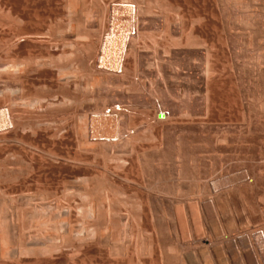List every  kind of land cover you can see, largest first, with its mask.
<instances>
[{
	"label": "rangeland",
	"instance_id": "1",
	"mask_svg": "<svg viewBox=\"0 0 264 264\" xmlns=\"http://www.w3.org/2000/svg\"><path fill=\"white\" fill-rule=\"evenodd\" d=\"M71 1L72 0H0V33L1 32L7 33V30L10 33L13 28H14L13 29L14 31H15V29L17 31V29L19 30L23 26L26 27V25H23L22 23H24V24L27 23V25L29 23L28 27H30V28H27V27L26 28L29 29V31H31V33L37 34L39 32L40 35L43 34L41 37L31 36V38L33 39V41L37 45L42 46L43 57H45L46 59H48V61H50L52 59V57L56 54V55L62 57V59H64L63 53H67L68 56H70L72 58H77V60L79 59L78 61L75 60L76 62L75 61L74 62H75V64H78L76 66H78L77 68L80 69L79 74L81 76H83V78H84V79L78 78V86H77L78 89L77 88H76L77 90L72 89L75 91V93L73 91H70V98L68 99V101L66 103H64L65 107L63 106V103H61L62 105L58 104L60 106L57 105L56 107L55 106H51V107L43 106V108H41V109L39 108V110L36 109L37 111L36 110L33 111V109H30L31 114L28 112L29 110L26 111V113H28L27 114L28 120H26V121H28L29 125H31L29 127L30 129L23 131L21 128H17V125H15L16 120L14 118L11 119L13 121L12 122L13 125H10V127H8L9 128L8 130L12 131L13 130L12 127L15 125L14 133H10L6 128L0 129V134H1L0 135V141H3L4 140L3 138L8 137V139H6V142H5V140L2 143L0 142V148L1 147L4 148L5 146L6 147L8 146V148L7 149L5 148V152L3 151L4 149L2 148V151H0V152H2L3 155L6 153L4 156H6L9 159V161L14 163L16 168L18 165V169L15 168V179L13 180V183L15 184L17 189L20 186V184H17V183H22V180H24L25 177L27 176L26 177L27 181H28L27 188L29 189V192L31 191L30 194L32 195V196L30 195L31 196L30 202H32V203L29 202L28 206L31 204L30 208L33 210V213H31V215L29 214L31 211L30 208H27L30 210V211H27L26 209L24 210V208L20 207V205H19L20 203L18 204L19 200L16 199L17 198L16 196H15L16 197L15 198L12 195V197H13L12 199L15 198L14 200H17V201H15V202H17L16 204H15L14 200L11 201L10 197H8L9 202H7L8 198L5 197V194L9 191L7 189H5L6 193H5V191H3L5 194H2L3 192H0V195H3V197H4L3 199L5 200V202H4V200L2 198H0V200H1L0 203L3 200L2 204H3L4 208H9V207H5L7 205V203H9V205L12 204L13 206L12 207L10 206L12 208V210H11V208L9 210H11V212L14 211L15 209H16L15 210L16 212L19 211L20 213L19 212L18 213L20 214V218L22 220L17 219V217L19 218V216H18L19 214H17L16 212L10 213V211H8V210L5 211L6 209L4 210V208L2 207L1 204H0L1 205L0 207H2V211L5 212L4 214L9 215V216L6 215L7 217H9L8 218L9 220H10V218H12L13 220H14V218H16L14 220V224H15V227L18 226L19 229H16L17 232L16 231L15 232L17 235L16 234L15 235L17 236L16 239H18L19 242L20 241L22 242L23 240H21L18 237H21L23 235V233L28 232L29 235L31 236L30 237L31 238L30 239L31 240V242H30L31 243V246H30L31 249H32V247L34 248V246H37V245H38L37 247H39V248H37V247H35V248L38 250H40V247H41V249L45 248L47 250L50 248H52V249L56 248V250H54V251L52 249H50V250H52L51 254H49V252H47V253L42 252L40 254L41 251H38L39 255H36L38 253H36L37 250L34 248L36 251L35 250L34 251L32 250V251L35 253V255L31 251V252H29V255L27 254L28 258H26L27 256H25V255L19 256L20 258L17 256L15 259V263H13V264H16L17 262H18V264H20L22 262L24 264H97V262H98V264H104V263L105 264H107V263L111 264V262L109 263L108 260L110 258L113 259L115 257H113L114 256L113 253H112L113 255L111 257L109 250L110 249L115 250V248L117 249L118 246L120 248V246L122 244H123L122 245L123 247L121 246L120 250L125 251V253L127 252L129 254L128 256H127V253L125 254L126 258L122 254L123 258H120L121 259L120 262H123V259H124V261H125L124 264H138V263L143 264V260H145L144 261L145 264H151V263L152 264H181L180 263L181 253L185 254L184 251L188 252L190 249L191 250L194 249L195 246L192 244V242H189V241H187L189 244L188 246H187V243H183L184 246L182 243H180L179 238H180L181 234L179 232L180 231L179 224H178L179 220H178V214L176 212L178 211V208L179 209L181 208L180 209L182 211L181 213H183L182 214L183 223L186 226L185 236L188 237V239L193 237L192 235L194 233V223H193V218H192L193 215L191 212L192 210H190V208H191V205L193 204V202H195L197 200L196 198L198 196H197L196 191L198 190V192H199L198 195L199 194L203 195L201 193L203 192L202 187H203V184L205 182L203 179H202L203 180V182H202V180H199V178L200 177L205 178V176L207 178V175L210 176L212 174L211 176H215L217 174L223 173V174L218 175L217 178L226 179L229 175H231L233 173V171H237V172L239 171V172H242L244 174H248V176H249V174L251 175V173H253V171H254L256 174L253 173V176L251 175L249 177H254V174H255V176H257L258 179H261V177H262V179H264V176H263L264 175V107H263L264 106V30L262 27V26H264V3H263L264 0H253L254 2L256 1L255 3L254 2L252 3L251 0L250 1L249 0H241V1L240 0H85V1H87V3L85 1L81 0L83 2L82 3L79 0L81 9L85 8L84 9V11H85L86 8H88L85 11L86 14L83 11L82 15H84V18L81 14H79V16H81V18L78 17V14L76 16L68 14V13H70ZM109 1H112V3ZM84 2L87 6L84 5L82 8L81 6H82V4H84ZM236 2H237V4H236ZM102 3H104V4H102ZM108 3H111L115 8H117L119 10V14H117L115 16H105L106 15L105 10L107 8V7H105V5L106 6L111 5ZM242 3H243V6H242ZM239 4L242 6V9H241V6ZM101 6H102L103 10L101 9ZM144 6H145V8H144ZM256 7L259 8L258 11L255 10ZM52 8H53V10H52ZM89 8L91 10L90 11L91 14L89 13ZM247 8L250 9L252 12L250 10L247 11L248 10ZM93 9H94V11H93ZM243 9H244V11H242ZM95 10H97V11L102 10V12H98L99 14L101 13V15L96 13L97 11L95 12ZM92 11L95 13H93ZM104 11H105V14H104ZM143 11H145V12H143ZM57 12H59V13H57ZM55 13H57L58 15ZM87 13L89 14V16H93L94 14H98V15H96L97 19L95 18L96 17L95 15L93 16V21H94V19H95V21L97 20L96 23H95V21L94 22L92 21L93 23L89 22V25H93L94 28H91L93 26L88 25V20H89V18L92 20V17H89ZM102 13L104 14V17L102 15ZM12 15H14V17H17V19L16 18L15 19L18 20V23H19V21L21 22L20 24L22 25V27L20 24L17 23V21L14 19V17ZM148 15L151 17H154V19L148 17ZM242 15H244V16H242ZM86 16H88V17H86ZM98 16H102L103 18L100 17V19H99ZM245 16H246V18H245ZM12 17L16 22L12 21ZM22 18L25 20H23ZM86 18H87V20H86ZM139 18H140V20H139ZM148 18H149L150 23H148L149 22ZM81 19L83 22L82 24L80 22ZM144 20L145 21L147 20L146 22L149 24V25L147 23H146L147 25L144 24L145 28H144V26H142V24L145 22ZM238 20H240V21H238ZM69 21H71V23H69ZM85 21H87V22L84 23ZM136 22H138V27L140 28L141 33L145 32L148 34V35H146L145 33H143L144 35L142 34V37L144 36V37H147V38L150 37V38H149V41H145V39L147 40V38L143 37L144 39H141V40H143V43L147 42L146 48H145L146 44H144V47L142 45L143 43L139 44V43H141V40H140L138 43L139 45L137 46L138 52L136 51V53H134L135 51L133 50V46L135 44L136 37H137ZM154 22H155V24H154ZM9 23H11L14 26L10 25ZM139 23L140 24L142 23V24L140 25ZM6 24L10 25V26H7ZM15 24H17V28H16ZM243 24H245V25H243ZM5 25L8 27V29H6ZM18 25H20V26H18ZM85 25H86V28H85ZM252 25H256V26H254L252 28ZM140 26L142 27V29ZM149 26H150V28H149ZM151 26L153 29L151 28ZM4 27H5V30L3 29ZM87 27L89 29H87ZM249 27H250V29H249ZM9 29H10V31H9ZM31 29L33 30V32ZM255 29H257V30H255ZM153 30H155V31H153ZM14 31L12 33L16 32V31L15 32ZM146 31H148V32H146ZM255 31L258 33H256ZM128 32L132 33L131 38H130L131 34ZM12 33H10V34H12ZM249 35H251V36H249ZM253 35H255V36H253ZM251 37H253V38L251 39ZM151 38H153L154 40ZM250 40H251V42H250ZM140 45H141V47H139ZM150 45H152V46H150ZM148 48H149V50L151 49L153 53L151 52V50L148 51ZM145 49L147 50V52L145 51ZM241 49H242V51H241ZM30 50L35 51L36 49H30ZM142 50L144 51V53ZM38 51L39 50H36L35 52L39 53ZM74 51H78L76 53V55H74ZM85 51L88 52V54ZM180 51H181V53H180ZM133 53H134V56H133ZM142 53H143V55L145 54L148 57H146L144 55L146 57V59H145V57L141 56ZM135 54H136V56H135ZM152 54H153V57H152ZM84 55H85V58L87 59L86 61H87V65H88L86 67V69L88 71L87 73L85 70L82 69L83 66L80 63V59H82V57ZM134 57L136 59H138L137 63H135V60L133 62V59H135ZM140 57H142V58L140 59ZM150 57H152L154 59L156 58L155 61L153 59L151 60ZM2 58L3 57L0 58V61ZM159 58H161V59H159ZM61 60H60V62H62L61 63L62 65L66 64L69 61V59H68V61H64V62H63V60L62 61ZM65 60H66V58H65ZM147 61L148 62L150 61V62L148 63ZM44 62L47 63L46 61H44ZM145 62H147L146 63L147 65L149 64L148 66H152V68H151L152 70L149 69L150 67L148 68V66L145 64ZM134 63H135V66H133ZM155 63H157V64H155ZM159 63H160V66H159ZM129 65H132V66H130L128 68ZM138 66H139V68H138ZM181 66H182L181 70H183V69L184 70L183 71L180 70L181 74H179L180 71H178V69H180ZM249 66H250V68H249ZM134 67H135V69L136 68L137 69L135 70ZM156 67H157V69H156ZM177 67H178V69L176 70ZM125 68L130 70L129 76H130L132 82L134 81L132 84L134 85L137 82L138 83L134 86L132 85L134 88L130 84H128L130 87H132V89H128L129 86H127V84H126V86H125V84H123L124 87H127V90L123 87V85L121 83H120V86L117 83V85L119 87L122 86L124 88V90H123V88H119V89H122V90H119L117 88L118 86L116 87V82H112L110 80H114L116 77H124V74L122 73V69H125ZM147 68L149 69V72H148ZM187 68L188 69L190 68L188 73L186 72V74H188L187 75L188 79H186L185 73H184L185 76L182 74V72H185V69H186V71L188 70ZM139 69H141V70L144 69L143 71H141L142 73L143 72L146 73V74L143 73L145 76L142 75V76H144V78L142 76L140 77L141 72ZM133 70L136 71V74L134 73ZM44 72L43 71H35L34 75L29 76L31 78H29L28 80L31 81V79H32V81L28 82V80H27V84L30 83V84H28L30 86H28L26 83H23V84H26V86L23 85V90H22V88L20 89L19 95H22L21 97L25 96L24 99H27L26 96H28L30 93H31L30 96L32 95V97L40 96V95H45V96L57 95L60 99H62V97L66 94V91H65L66 88H64L63 86L57 87L55 85V83H54V85H51L52 82L57 81V78H54L53 79L54 81L49 79L51 77L48 76V74H47L48 71H46L45 76H47L49 78H47V77L44 78L43 77ZM56 72L61 74V73L66 72V71L62 68H58ZM176 72L178 74H176ZM189 72H191V73H189ZM195 72H197V73H195ZM83 73H86V74L84 75ZM194 73L196 75L197 74L198 75L196 76V75H194ZM138 75H139V77H138ZM173 75H176V76L174 77ZM178 75H180V77L183 75V77H185V78L183 79L181 77L182 78V80H181V78H179ZM105 77H108L110 79L109 81L112 84L109 83V81H108L109 85H106L107 81L104 82ZM189 77H190V80H189ZM7 78L5 79V80H7L6 83L9 81L8 80L9 78L8 79ZM43 78L45 80H43ZM59 78H62V76H60ZM96 78H97V80H96ZM196 79H198V80H196ZM46 80L48 82H46ZM98 80L99 81L102 80V82H104L105 84L104 83L100 84L102 82H99V84H98ZM43 81L45 82V84ZM94 81H95V85H93ZM139 81H141V83L144 82L143 86L146 85V88L139 87L138 84L139 85L141 84ZM10 82L11 81H9V83ZM41 83H43V85ZM86 83H89V84H86ZM2 84H0V86H1L0 88H2V86H3ZM7 84H4V85L6 86ZM31 84H32V86L34 84V86L31 87ZM39 84L42 85V87ZM49 84H50V86H48ZM150 84H152L153 86L152 85L150 86ZM216 84H220L221 86L220 85L217 86ZM89 85L92 86L93 89L91 87H89ZM114 85H115V87H114ZM45 86H46V88H45ZM83 86H85L86 88L84 87V89H82ZM135 86H136V88L138 87L137 88L138 91L135 89ZM140 86H142V84ZM163 86H164V88H165V86H167V87L164 89ZM178 86L180 87L179 89H178ZM29 87H31V88H29ZM49 87H52V89ZM98 87H100V88H98ZM150 87H153L152 89L154 91L152 89H150ZM154 87H155V89H154ZM196 87L198 88V90L199 89L201 90L202 88H203V90H201V92H200L196 89ZM216 87H219V90ZM55 88H56V90H55ZM176 88L180 91H178ZM205 88L207 90L208 89L211 90V91L208 90L209 95L206 93ZM222 88H223V90H222L223 94H221V91H220V89H222ZM2 89H0V91H2ZM86 89H87V91H86ZM100 89H101V91H100ZM166 89L168 90V93L166 92ZM172 89H173V91H172ZM21 90L23 92L25 91L26 95L24 94L25 92L24 93L22 92V94H21ZM89 90L91 93L89 92ZM4 91L6 93H3V91H2V93H0V97H1L0 102L1 103L5 99L7 100V98H6L7 95H5V94H7L8 91H6V90H4ZM12 91L9 90V92H8L10 95V96L8 95L10 99L15 96V93ZM27 91L29 94H27ZM121 91H123L122 93L125 95V97H126V95H128V97L125 98L124 95H122L123 97H121L122 93L118 94V92H121ZM148 91H150V94ZM152 91L154 94L151 93ZM170 91H172L171 93L173 96H170L171 95ZM187 91H189V93H187ZM224 91L229 93L230 96H228V94ZM103 92H104V94H103ZM177 92H179V93H177ZM182 92H185L184 93L185 95H189V96L195 95L196 97L191 96L194 99L191 102L190 101L191 97H189V96L184 97V94H181ZM190 92H196V94H194V93L190 94ZM211 92L213 94H215L214 99H213V95H211ZM133 93H136V94H134V96H133L132 95ZM138 93H139V96H138ZM174 93H175V97L178 96L176 98L177 102H176V99L174 100V98H175ZM197 93H199V94H197ZM143 94H144V96H150L152 94V96L154 95L153 96L154 98L152 97L150 99V97H151L150 96L149 100H148V97H144ZM147 94H149V95H147ZM205 94H207V96H209L208 99L205 98L206 97ZM225 94H227V95H225ZM136 95H137V97H136ZM179 95L181 97H179ZM197 95H200V96H197ZM202 95H203V97H201ZM222 95H224V96L222 97ZM3 96H5L4 97L5 99L2 98ZM11 96H13V97H11ZM30 96H28V98ZM138 97L139 98L142 97V98H140V100H139ZM169 97H173L172 98L173 101ZM182 97H184L183 99H186L188 101L186 102L185 100L182 99ZM111 98L113 99V101L111 100ZM114 98H116V99H114ZM130 98H132L133 100H131ZM136 98H137L138 102H136V100H134ZM145 98H147L146 101H148V102L150 100H151V102L156 100L159 102V104L157 103V107H156V106H154L153 102H152L153 105L151 104V102H149V103L145 102ZM156 98L159 100L161 99V103ZM106 99H107V101H106ZM142 99H144V100H142ZM164 99L166 100V102H164L165 104L162 103L163 101H165ZM167 99L172 103L169 104L170 102ZM195 99H197V100H195ZM203 99H204V101H203ZM209 99H212V100H210V102L209 101L207 102V100H209ZM200 100L202 102H200ZM178 101L181 103L180 105H177L179 103ZM198 101L201 105L198 103ZM205 101H206V103H204V105H203V102H205ZM6 102H8V101H6ZM67 103L69 104V106H67L68 105ZM142 103L144 106L141 105ZM167 103L170 105V107L173 108V109L171 108L172 110L175 109L174 112L171 111V109ZM182 103L185 105H183ZM215 103H218V105H216ZM2 104H4V102ZM161 104H162V106H161ZM206 104H207V106L209 105L208 106L209 108H207ZM219 104H221V105L219 106ZM235 104H237L238 108L235 107ZM88 106H89V108H88ZM104 106H105V108H104ZM115 106H116V108L118 107V108L124 109L123 110L124 113L123 112L122 113L126 116V120H127L126 122L128 124V130H130V132H132L131 133L132 136L134 135L133 136L134 141L131 140L130 146H129V149L130 148L131 149L129 150L128 148H125L124 149L125 151H123V149H119V151L118 150L112 151V149H111L112 152L110 151V153L107 154L108 149H106L107 151L103 150L104 152H106V153H104L103 151H101L102 148L104 149V147H102V146H98L101 148H98L97 146H93L92 147L93 149L92 148L87 149V147L85 149H84V147L81 148V146H79V144H77L76 135H75L76 129H74V126L79 125V123L81 122L79 118H81V116H82V118H84V121L85 120H87L86 122L89 121L88 129H89L90 134H92L94 126H92L93 123L90 120H91L92 116L94 114H96V111L98 110L97 111V114H98V113H100V111L103 112L102 110H105V109H108V111H109V110H111L112 107H114V109H116ZM159 106H161V108L166 107L167 109L166 110L164 109L163 111L170 114L171 116L176 114L175 116L177 118H175V116H173V120L175 119V121L170 119L172 117L169 115V121L167 123H163V124H166L167 127L165 125L161 124L157 119V115H155V114L160 113ZM195 106H196V108H195ZM197 106L199 109H197ZM168 107H169V109H168ZM157 108H159L158 109L159 112L157 111ZM201 108L205 110V111L204 110L202 111V113H204V114L200 113L202 110ZM125 109H127V110H125ZM146 109H148V111ZM181 109H185V111L181 110ZM186 109H188L189 111L187 110V112H186ZM216 109L219 110L218 113H216L217 112ZM240 110H241V112H240ZM127 111H128V113H127ZM155 111H156V113H155ZM177 111H179V112L177 113ZM190 111L192 114H190ZM195 111H197V113ZM207 111H208V114H207ZM89 112H90V114H89ZM82 113L84 114V116L86 114L87 115L84 117ZM195 114H196V116H195ZM205 114L208 116H206ZM177 115H182V116L180 117ZM185 115H187V116L185 117ZM197 115H199V116L197 117ZM242 116L244 119L242 118ZM145 117L148 119H146ZM193 117H195V118L192 119ZM50 118H51V120H50ZM82 118H81V120H82ZM129 118H131V120L134 119L135 121L133 120V122H132V121H130ZM186 118L187 119L189 118L188 121H191V123L190 122L187 123L188 121ZM151 119L152 120L156 119L158 122L156 120H153L156 123L152 124ZM178 119H180L182 122L184 120L186 124L184 122L182 123ZM198 119L201 121H199ZM76 120L79 122H77ZM170 120L172 122H170ZM194 120L195 121L198 120V121L195 122ZM147 121L150 122L151 124L149 125V123H147ZM206 121H209V122L207 123ZM6 122H7V119H6V116L4 115V111H1L0 125L4 126L6 124ZM52 122H54V123H52ZM131 122H132V124H131ZM202 122H203V124H202ZM210 122H211V124H210ZM134 123H135V126H133ZM146 123L148 124L147 126H146ZM180 123H182L181 124L182 126L180 125ZM167 124H170V125H167ZM177 124H179V125H177ZM151 125H153L152 126L153 128L151 127ZM173 125L176 126L177 128L173 127ZM189 125L191 126V128ZM194 125H196V128ZM198 125H200V126H198ZM216 125H217V127H216ZM139 126H140V128H139ZM141 126L143 129H141ZM148 126H149V128H148ZM168 126H170V127H168ZM179 126L181 127V129ZM183 126H185L186 128ZM150 127L152 129H150ZM209 127L211 128L212 132L209 129ZM218 127H220V128H218ZM10 128H11V130H10ZM110 128H112V127L109 125L108 129H110ZM135 128H137V130ZM167 128H169V129L167 130ZM171 128H173V129L171 130ZM174 128H175V130H174ZM184 128L187 131H184ZM63 129H66V130L63 131ZM197 129H199L197 131L198 134H200L202 131H204L205 134H204V132H202L203 135L200 134V137H199L198 134L196 133ZM201 129H202V131H201ZM218 129H220V130H218ZM165 130H167V132ZM170 130L176 131V132H174L176 134H174ZM4 131H7L6 132L7 134L9 133L8 136H7V134H5ZM21 131H23L22 134H21ZM158 131H159V133H158ZM192 131L194 134L192 133ZM215 131H217V132H215ZM249 131H251V132H249ZM15 132H16V134H15ZM17 132H20V133H17ZM60 132H61V134H60ZM2 133L4 135H2ZM100 133L101 132H98L95 130V134H97L99 137L104 135L103 133H102V135ZM160 133H162V134H160ZM166 133H169V134H166ZM208 133L210 136L212 134H213L212 136L215 135L216 137L215 136L214 137L217 141L214 140V137H212L213 138L212 139L208 135ZM220 134H221V137H220ZM224 134H226V135H224ZM13 135H15V136H13ZM21 135L24 136V138L21 137ZM159 135H162V136H159ZM165 135L169 139H167V137ZM172 135H173V137H172ZM201 135H202V137H201ZM227 135L230 137H228ZM69 136H71L72 138ZM158 136H159V138H158ZM170 136L172 137V139ZM203 136L205 137V140H204ZM243 136H245V138ZM247 136L253 138L254 140L252 139V142H254V143H251V138L248 139ZM17 137H19L22 140H20ZM177 137L179 139V143L182 145L177 143L178 142ZM191 137H192V140H190L191 145H189L190 144L189 139H191ZM195 137L196 138L198 137V138L196 139ZM206 137H209L210 139H212V141ZM222 137L224 138L223 139L224 141L221 139ZM232 137H234V138H232ZM9 138H10V140H9ZM12 138H15V139H12ZM199 138H201V139H199ZM218 139L221 140V142H220L221 144L218 143L219 142ZM236 139H238L240 144ZM241 139L244 142L243 141L241 142ZM245 139H247V140H245ZM13 140L14 141L16 140V141L12 142ZM161 140H162V142H161ZM170 140H172L173 145H172V142L170 143ZM174 140H177V141H174ZM180 140L181 141L187 140L186 141L187 143L185 144L184 141L181 142ZM7 141L10 143H7ZM164 141H165V143H163ZM195 141H197L198 143ZM230 141L233 142V147L230 146L229 143H231V145H232V142H230ZM236 141L238 143H236ZM245 141H247V142L250 141L248 144L250 145V147H252V146L253 147L250 148L249 145L246 144L247 142L245 143ZM135 142H137V144H136L137 147H139V144L142 146H140L139 148L135 147ZM157 142L159 143V145ZM207 142L210 144H208ZM212 142H214V143L212 144ZM226 142H227V144H226ZM11 143L13 145L15 144L16 146L15 145H14L15 147L13 145L11 146ZM199 143H201V144H199ZM215 143H217V145ZM132 144H134V145H132ZM162 144H164V145L161 146ZM176 144H179V145H176ZM183 144H185V146H183ZM202 144L204 146H206L208 144L207 145L208 147L210 145V148L212 147L211 148L212 150H210V148H208L207 146L204 147ZM218 144L220 146H222L221 150H218V149H220V148H218V147H220ZM235 144H237V145H235ZM242 144H244V145H242ZM151 145H152V147L155 146V148L153 149L151 147ZM171 145H172V147H171ZM186 145H188V146H186ZM193 145L196 146L195 149H193L195 147ZM200 145L204 148L202 149V147ZM214 145L218 146V147H215ZM241 145H242V147H245V145H247L245 147L247 149L246 152H245L246 149L243 150ZM144 146H146V147H144ZM156 146H160V147H156ZM225 146H227V147H225ZM228 146H229L230 150H229ZM238 146H240L241 148H238ZM11 147H13V148H11ZM94 147L95 148L97 147V148L95 149ZM150 147H151V149H150ZM247 147H249L250 150ZM10 148L15 150V151L13 152V150H11ZM146 148H147V150H146ZM157 148L159 151L162 150L161 152H163V154L159 151H156ZM181 148L185 152H187V153H184L187 155V158H186V162H187L186 164L187 165H185V167H184L185 169L183 168L182 169L183 171L181 170V172H183V174L188 173L189 175L188 174L183 175L182 173H181L182 174L181 175V174H179L180 172L177 173L178 169L176 167H174L176 164L175 163L176 161H174V158L178 157L179 154L183 151V150H181ZM200 148H201V150H200ZM234 148H235V150H234ZM236 148H238V149H236ZM8 149L11 150L14 154H12L11 151H8ZM126 149H127V151H126ZM135 149H136V151H135ZM143 149H145L146 152H144ZM6 150H7V152H6ZM16 150H18V151H16ZM137 150L139 152H137ZM99 153H101V154L99 155ZM157 153L159 155L162 154V157H160L159 155L157 156ZM15 154H17V155H15ZM23 154H25V159H24ZM102 154H103V156H102ZM13 155H15L16 158ZM26 157H27V159H26ZM58 157H60V158H58ZM157 157L158 158L160 157L161 159H158ZM18 158L21 160H18ZM11 159H14V160L12 161ZM217 159L219 161L221 160L220 161L221 165L219 164V161ZM227 159L229 161H226ZM230 159H235V160H231L232 162L235 161V163L234 162L231 163ZM236 159H237V162H236ZM67 160H68V162H67ZM213 160H215L214 161L215 163L213 162ZM247 160L251 164L250 167L248 165L249 163L247 162ZM29 161H30V163H29ZM103 161H105V162H103ZM223 162H225V163H223ZM65 163H67V164H65ZM173 163H175V164L173 165ZM213 163L215 165L219 166V168L217 166H216L217 168L214 166L215 167V169H214V167L212 166ZM28 165H30L31 167L29 168ZM227 165H230V167ZM26 166H27V168H26ZM131 166L133 167V170L132 169L130 170ZM134 166L136 168H134ZM186 166H187V168H186ZM0 167H2V168H0L1 176H3V178H4V173H5L4 169L5 168L3 166H1V162H0ZM21 167L22 168L24 167L25 169L24 168L22 169ZM122 167H123V170H122ZM254 167L257 171L255 169L254 170L251 169ZM127 168L130 170V172H127V171H129ZM229 168H231V169H229ZM241 168L243 169L242 171H241ZM169 169H170V171H169ZM213 169H214V171L218 170V172H219V169H221V170L219 173L217 172V174H215L214 171L212 172ZM225 169L226 170L229 169V170H227L229 172L227 173V171H225ZM134 170H136V171H134ZM260 170L263 174H261ZM131 171H133V173ZM249 171H251V173H249ZM103 172L104 173L106 172V175H104ZM258 172H260V173H258ZM27 173H30V174H28V175H30V177L27 175ZM125 173H127L128 175ZM257 173L259 174V177H258ZM131 174H133V175H131ZM260 174L262 175L261 177H260ZM112 175H116V176H112ZM119 175H121V177ZM124 175L125 176L127 175L131 179V181L134 179L133 182L131 183V181L128 178L129 183L126 182V184H125V180L127 177H125ZM171 175H175V177L171 176ZM179 175H181V178H182V176H185L186 179L184 178V181H183V178H182L181 179L182 181H181ZM123 176L125 178H123ZM86 177H87V179H86ZM117 177L119 179H117ZM3 178H2V180H5ZM28 178H29V180H28ZM103 178H105L104 180H106V178H107V180H106L107 183H105ZM176 178H179V180L175 181ZM215 178H216V176H215ZM114 179H115V181H113ZM121 179H123L124 181ZM0 180H1V178H0ZM108 180H111L113 183L111 181H108ZM19 181H21V182H19ZM134 181H135V184H134ZM136 181H138V182H136ZM99 182H100V184H99ZM178 182H179V184H178ZM114 183L116 184L117 187H115ZM137 183H139V186H135V185H137ZM2 184L5 185L4 182H2ZM6 184H9V182H6ZM129 184H132V185H129ZM183 184L186 185V187H187L184 189L185 191L183 190V192H186V191H187V193L190 192L189 196L188 195L184 196V194L182 195L183 192L180 188H181V185H183ZM142 185H144V186H142ZM147 185H148V187L151 186L152 188H154L157 185L153 191H155V190L158 191L159 189H161L160 191L164 190L163 192H165L167 194L168 193L172 194L171 190H169V192H168L167 190L163 189L164 186L166 187V189L167 188L172 189L173 194L175 195L174 192H176V194L179 196L175 195L176 196V198H175V196L173 194H172L173 197H171L172 195H170V199H169V201L171 200L170 202H172L174 200L173 201L174 203L176 201H177L176 203H178L180 200L183 203H185L186 201L187 202L189 201V203H190V201H191L192 204L191 203L189 204L186 202L185 204H187V205L184 204V206L183 205L180 206L181 204H179V207L178 206L175 207L174 206L175 204L171 203V204H173L172 205L173 209L171 208V210H170L169 208L171 206H169V205H171V204L167 200L168 198H166V200H164L163 202L159 201L160 198L158 199V195H159L158 193L160 191L159 192L155 191L154 193L153 192L149 193L151 191H149L150 190L149 188L145 187ZM86 186L88 187V189ZM130 186H132V188ZM161 186L163 188H161ZM5 187H6V185H5ZM119 187H120V190L118 189ZM157 187H159V189ZM68 188H70V189H68ZM91 189H93V190H91ZM138 189H140V191L142 192V193H140L141 195L139 194L140 191ZM189 189H191V190H189ZM70 190H72V191L74 190L76 194L74 193V195H71V194L67 195V193H69ZM107 190H109V193L107 192ZM178 190L181 191V193L178 192ZM66 191H67V193L65 194ZM135 191H137V192H135ZM191 192H192V194H191ZM46 193H47V195H46ZM145 193H147V194H145ZM187 193H185V194H187ZM240 193H238L237 195H238V197L239 196L242 197L244 195L243 196V201H244V199H246V197H245L246 195L243 193H241V195H240ZM101 194H103V195H101ZM138 194H139V196H138ZM148 194H150V195L148 196ZM152 194L153 195L157 194L156 195L157 198L154 200V202L156 201V203H154L153 201L150 202L151 199H149V198L151 196H153ZM40 195H41V197H40ZM200 195H199V197H201ZM80 196L82 198H80ZM181 196L188 197V198L184 199ZM42 197L45 199L42 200ZM109 197H110V199H109ZM189 197H190V200H189ZM191 197H193V198H191ZM194 197H196V198H194ZM207 198H209V197L207 196ZM104 199L106 201H104ZM147 199L149 202L146 201ZM183 199H184V201H183ZM192 199H193V201H192ZM238 199H241V201L235 199L232 202L233 205L229 202H228L227 206L225 205V208L228 206L231 207L230 209H229V207H228V209L226 208L227 209L226 211L228 212L226 214H228V215L231 214L233 217H235L236 215L239 216L240 218L244 217V218H241V220H243V219H245V217L247 215L249 217V211L247 208V204H245L246 202L242 204V198L239 197ZM48 200H51V201H48ZM88 200H90V202ZM112 200H114V201L112 202ZM62 201L64 202V204ZM83 201L86 204H84V203L82 204ZM235 201H236V203H235ZM245 201H247V200H245ZM122 202H124V203H122ZM157 202H160V203H158V205H157ZM35 203H36V206H35ZM48 203H50L51 206ZM89 203H91V204H89ZM92 203H94V204H92ZM140 203H142L141 206H140ZM162 203H163V205H162ZM239 203H240V205H239ZM41 204L45 205V207H46V205H48V208L52 207V205H53V207H54L53 209H55L56 206H58V205H59V207H62L63 209L65 208V210H67L69 208L70 213L66 214V216H68L67 218H64L66 222H64V219H63L65 214L60 215V213H59V215H57L58 214V212H56L57 210L53 211V209H52V211L56 212L57 214L49 213L50 211L47 212L49 209L47 207L44 209L43 208L44 206H42ZM97 204H98V206H97ZM125 204H126V206H125ZM137 204H139V205H137ZM237 204H238V206H237ZM15 205H16V207H15ZM78 205L80 207H78ZM82 205H83V207H82ZM86 205H87V208H86ZM109 205H110V207H109ZM136 205L140 208H138ZM165 205H167V206L165 207ZM176 205H178V204H176ZM34 206H35V209H34ZM39 206H41V209ZM120 206H121V208H120ZM93 207H95L94 208L96 211L95 215L97 214V212L99 214L96 216L94 215L92 217L89 212H90V208L92 209ZM167 207L170 211L167 209ZM183 207H185V208H183ZM233 207L234 208L238 207V208L234 209ZM18 208L19 209L21 208L22 210L21 209L18 210ZM131 209H133V210H131ZM139 209H141V210H139ZM143 209H144V212H143ZM237 209L239 210V212L237 211ZM242 209H243V211H242ZM244 209H246V210H244ZM23 210L25 213H21V212H23ZM35 210L38 212H36ZM40 210H41V212H39ZM42 210H44V211H42ZM119 210H120V212H118ZM167 210L169 213L166 212ZM173 210H174V212H173ZM2 211H0V212H2ZM84 211H86V212H84ZM110 211L112 212L113 215H111ZM114 211H116L117 214ZM128 211H129V213H127ZM230 211L231 212L233 211L232 212L233 214ZM245 211L247 212V215H246ZM3 212L1 213V215H4ZM6 212H8V213H6ZM46 212H47V214H46ZM40 213H42V214H40ZM143 213H145L147 215V217ZM165 213H168V214H165ZM12 214H13V216H15L14 218H13ZM14 214H16V215H14ZM33 214L35 216L37 215V217L40 214L39 215L40 218L35 217ZM115 214L117 215V217ZM1 215H0V217H2ZM24 216H28V217L34 216L36 220L38 219L37 222L38 221L39 222L36 223L35 222L36 220L34 219V217H33V219H34L33 220L32 218H27ZM53 216H55V217L53 218ZM57 216H59V218ZM3 217H2V220H4ZM69 217H70V219H69ZM171 217H172V219H175L174 222L175 221H177V222L174 223L172 221ZM4 218L6 219V217H4ZM43 218H45V219H43ZM29 219H32L33 222L31 220L29 221ZM87 219L88 220L90 219L89 222ZM2 220L0 219V222H3ZM54 220L55 221L57 220L55 222L56 225L54 224ZM62 220H63V222L61 223ZM22 221H24V222L26 221L28 223L27 227H24L26 225H22L24 223V222L22 223ZM51 221H53V222L50 223ZM67 222H68V224H67ZM111 222H113V223H111ZM17 223L18 224L21 223L20 224L21 227ZM31 223L33 224V227H32ZM39 223H41V224L38 225ZM42 223L43 224L48 223L49 225L46 226V225H43ZM172 223H174L175 225ZM176 223L178 225H176ZM72 224H73V226H71ZM83 224H85V225H83ZM120 224L123 225L124 228ZM129 224H131V225H129ZM50 225L52 226V229H51ZM58 225H59V228L61 231L59 230ZM126 225H129V226L126 227ZM37 226L40 227V229L37 228ZM55 226H57L56 227L57 230H55V231H59V232H57V234L61 233L63 236V238H62L61 234L58 235V236H60L59 240H58V238L55 239L56 232L53 230V229H55ZM117 226H118V228H117ZM174 226H177L178 228L175 227V228H177V229H175ZM23 227L27 228V229H25L27 232L25 230L22 231ZM76 227H77V229H76ZM83 227H84V229H83ZM171 227H173V230ZM3 228H4V226H3ZM28 228L30 229V231L28 230ZM130 228H132V231ZM49 229L52 231V235H51V231ZM74 229H75V231H74ZM0 230H1V234H2V229H0ZM19 230H21V231H19ZM40 230H42V231L40 232ZM44 230H46V231H44ZM62 230H64V231H62ZM129 230L131 233L129 232ZM174 230H176V231H174ZM92 231L94 234L92 233ZM103 231H105V233H103ZM20 232H22V235L20 234ZM63 232H64V234H63ZM75 232H78V233H75ZM97 232H98V235H97ZM173 232H177L178 236H177V233L175 235V233H173ZM39 233L42 236L45 233H47V237L43 236L42 238L43 239L45 238V239L42 240L41 236H39ZM68 233H71V234H68ZM102 233H103V235H102ZM124 233H125V236H123ZM48 234L51 236H49ZM57 234H56V237H58ZM79 234H81V235H79ZM121 234H122V236H120ZM127 234H129L128 237L126 236ZM179 234H180V236H179ZM19 235H21V236H19ZM94 235H96V236H94ZM90 236H92L93 238L92 237H91L92 239L89 238ZM104 236L106 237V239H104ZM133 236H134V238H133ZM50 237H52L54 240L50 239ZM124 237H125L126 241H125ZM143 237H145V239ZM35 238L38 240H36ZM22 239H23V237H22ZM80 239H82V240H80ZM93 239H94V242H93ZM127 239H131V241L133 243ZM33 240H34L35 245L33 244ZM39 240L42 242V244H41V242L36 243V241H39ZM51 240H53L52 245L56 244L55 246H50ZM86 240H88V241H86ZM18 241L16 240V243L21 245ZM55 241H57V243H55ZM84 241L86 243H84ZM178 241H179V243H178ZM72 242L74 243V245ZM118 242H123V243H119V244H121V245H119ZM143 243H145L146 245ZM18 244H17V246H18ZM144 246L146 249L144 248ZM150 246L152 248H149ZM124 247L126 248V250H124L125 249ZM140 247H141V250H140ZM127 248L130 252L127 251ZM143 248L146 250V253L144 252L145 254L142 251V250H144ZM147 248H148V250H147ZM186 248L188 251L186 250ZM150 249H152V250L155 249V251L157 253V260L155 262H153V260H152V262L150 261L152 259L150 257V254H148ZM182 249H183V252H182ZM58 250H59V252H58ZM117 250H119V249H117ZM134 250H136V251H134ZM137 250L142 251V252L139 251L140 254L142 255V257L144 254V257H146V258H144V257L142 258ZM147 251H148V253H147ZM199 251H200V249H198V252ZM75 252H78L81 255L78 253H75ZM99 252L103 253V254H100ZM120 252L121 251H119L120 257H122ZM30 253H31V256H30ZM98 253L100 255H98ZM135 253H137L136 257H135ZM45 254H47V255H45ZM132 254H134V255H132ZM69 255L70 256L72 255V257H69ZM138 255H139V259H138ZM178 255L180 257L179 260H178V258H179ZM198 255H199V253H198ZM198 255H197V258L199 257V259H198L199 262L201 261V263H203L202 257L200 255L199 256ZM107 256H108V258H107ZM118 258H119V256L115 259H118ZM136 258L138 259V261L141 260L142 262L141 261L138 262L136 260ZM112 259H110V260L112 261ZM115 259H113V260H115ZM120 259H118V261ZM98 260H100V261H98ZM106 261H108V262H106ZM99 262H101V263H99Z\"/></svg>",
	"mask_w": 264,
	"mask_h": 264
},
{
	"label": "bare ground",
	"instance_id": "2",
	"mask_svg": "<svg viewBox=\"0 0 264 264\" xmlns=\"http://www.w3.org/2000/svg\"><path fill=\"white\" fill-rule=\"evenodd\" d=\"M81 1V0H80ZM80 1L79 0H72L71 1V4H70V13H68L69 15H77L78 14V17H80L81 18V16H79V14H83V11H84V9L85 8H83V6L84 5H86L85 4V2L87 3V1H85V0H82V1H85L84 2V4H82V8L83 9H81L80 8ZM81 1V2H82ZM241 1V0H240ZM250 1V0H249ZM252 1V3L254 2L253 0H251ZM109 2H111L112 3V1H109ZM256 2V1H255ZM254 2V3H255ZM261 2V1H260ZM83 3V2H82ZM107 3V2H106ZM111 3H108V4H111ZM264 3V2H263ZM102 4H104V3H102ZM236 4H237V2H236ZM257 4V3H256ZM240 5V4H239ZM260 5V4H259ZM87 6V5H86ZM85 6V7H86ZM241 6V5H240ZM242 6H243V3H242ZM242 6H241V9H242ZM249 6V5H248ZM105 7H107L106 8V15L105 16H115V15H117V14H119V10L117 9V8H115L112 4L111 5H105ZM236 7V6H235ZM255 7V6H254ZM253 7V8H254ZM144 8H145V6H144ZM244 8V7H243ZM258 7H256L255 8V10H259V8L257 9ZM58 9V8H57ZM88 8H86V10H87ZM92 9V8H91ZM101 9H102V6H101ZM105 9V8H104ZM240 9V8H239ZM238 9V10H239ZM248 9V8H247ZM52 10H53V8H52ZM56 10V9H55ZM85 10V11H86ZM103 10V9H102ZM102 10L100 11H97V10H95V12L96 13H98V12H102ZM145 10V9H144ZM250 9H248L247 11H249ZM262 10V9H261ZM59 11V10H58ZM85 11H84V13H85ZM90 8H89V13H90ZM93 11H94V9H93ZM92 11V12H93ZM105 11H104V14H105ZM236 11V10H235ZM241 11V10H240ZM242 11H244V9L242 10ZM251 11V10H250ZM95 12H93V13H95ZM143 12H145V11H143ZM246 12V11H245ZM252 12V11H251ZM57 13H59V12H57ZM57 13H55V14H57ZM86 14V13H85ZM88 14V13H87ZM91 14V13H90ZM99 14V13H98ZM98 14H94L95 16L96 15H98ZM104 14L102 13V15H103V17H104ZM18 15V14H17ZM58 15V14H57ZM93 15V16H94ZM99 15H101V13L99 14ZM254 15V14H253ZM13 17H14V15H12ZM16 16V15H15ZM20 16V15H19ZM83 16V18H84V15H82ZM88 16H89V14H88ZM88 16H86V17H88ZM93 16H89V17H92V20L89 18V20H88V25H89V22L90 23H93L94 21H95V19H94V21H93ZM242 16H244V15H242ZM250 16V15H249ZM13 17H12V21H15L16 19H17V17H14V19H13ZM59 17V16H58ZM99 17V19H100V17H102V16H98ZM102 17V18H103ZM145 17V16H144ZM148 17H150V18H153L154 19V17H151V16H149L148 15ZM96 19H97V16L95 17ZM236 18V17H235ZM245 18H246V16H245ZM23 19V18H22ZM146 19V18H145ZM152 19V20H153ZM241 19V18H240ZM23 20H25V19H23ZM86 20H87V18H86ZM139 20H140V18H139ZM251 20V19H250ZM11 21V22H12ZM17 21V23H18V20H16ZM15 21V22H16ZM93 21V22H92ZM97 21V20H96ZM96 21H95V23H96ZM99 21V20H98ZM145 21V20H144ZM143 21V22H144ZM147 21V20H146ZM144 22L143 24H142V26H144V24H146L147 22ZM148 21H149V18H148ZM238 21H240V20H238ZM80 22H81V24L83 23L82 22V19L80 20ZM87 21H85L84 23H86ZM139 22V21H138ZM138 22H136V30H137V37H136V41H135V44H134V46H133V50L135 51L134 53H136V51H137V46L139 45V44H142L143 43V40H141V39H144V38H147V37H142V34L143 33H145V32H143V33H141V31H140V28L138 27ZM152 22V21H151ZM245 22V21H244ZM247 22V21H246ZM21 22L19 21V23L18 24H20ZM69 23H71V21H69ZM148 23H150V21L148 22ZM147 23V24H148ZM8 24V23H7ZM6 24V25H7ZM10 25H12L11 23H9ZM23 25H26V27L27 28H30V27H28V25H29V23H28V25H27V23H22ZM140 24V23H139ZM140 24V25H141ZM146 24V25H147ZM153 24V23H152ZM154 24H155V22H154ZM237 24V23H236ZM5 25V27H6V29H8V27L7 26H10V25H7L6 26ZM16 25V28H17V24H15ZM21 25V24H20ZM20 25H18V26H20ZM149 25V24H148ZM241 25V24H240ZM243 25H245V24H243ZM12 26H14V25H12ZM89 26H93V25H89ZM237 26V25H236ZM249 26V25H248ZM254 26H256V25H252V28L254 27ZM5 27L3 28L4 30H5ZM21 27H22V25H21ZM26 27H22V28H20L19 30L17 29V31H16V29H15V31L12 29V31L10 32V33H12L13 31L15 32V33H12V34H10L9 32H8V30H7V33L6 32H1L0 33V58L1 57H3L2 59H1V61H0V84H2L3 86H2V88H0V89H2V91H3V93H6L4 90H6V91H8L9 92V90L10 91H12V92H14L15 93V96L13 97V96H11V97H13V98H9V93L7 92V94H5V95H7V100L4 98L5 96H3L2 98H4L6 101H8V102H6L5 100L4 101H2V103L4 102V104H2L1 102V104H0V114H1V111H4V115L6 116V119H7V122H6V124L4 125V126H1L0 125V129H3V128H6L7 130L9 129L8 127H10V125H13L12 124V120L11 119H15L16 120V123H15V125H17V128H21L23 131H26V130H28V129H30L29 127L31 126V125H29V122L28 121H26V120H28V113H26V111H28L30 114H31V112H30V109H33V111L34 110H39V108L41 109V108H43V106H45V107H51V106H57L58 104H61V103H63V106L65 105L64 103H66L67 101H68V99L70 98V91H73L74 93H75V91L74 90H77L78 89V78L80 79V78H83V76H81L80 74H79V72H80V69L79 68H77L78 66H76V65H78V64H75V60H77V58H72V57H70V56H68V54L67 53H63V55H64V59H62V57H60V56H58V55H54L53 57H52V59L50 60V61H48V59H46L45 57H43V49H42V46L41 45H37L34 41H33V39L31 38V36H37V37H41L42 35H40L39 34V32L37 33V34H34V33H31V31H29V29H27ZM141 27V26H140ZM154 27V26H153ZM238 27V26H237ZM263 27V30H264V26H262ZM85 28H86V25H85ZM91 28H94V26L93 27H91ZM144 28H145V26H144ZM149 28H150V26H149ZM148 28V29H149ZM151 28H152V26H151ZM257 28V27H256ZM2 29V30H3ZM87 29H89L88 27H87ZM141 29H142V27H141ZM153 29V28H152ZM249 29H250V27H249ZM32 30V29H31ZM144 30V29H143ZM147 30V29H146ZM237 30V29H236ZM255 30H257V29H255ZM262 30V31H263ZM9 31H10V29H9ZM145 31V30H144ZM151 31V30H150ZM153 31H155V30H153ZM32 32H33V30H32ZM146 32H148V31H146ZM256 32V31H255ZM254 32V33H255ZM128 33H130L131 34V36H130V38L132 37V33L131 32H128ZM154 33V32H153ZM251 33V32H250ZM256 33H258V32H256ZM146 35H148L147 33H145ZM252 34V33H251ZM144 35V34H143ZM257 35V34H256ZM262 35V34H261ZM152 36V35H151ZM241 36V35H240ZM249 36H251V35H249ZM253 36H255V35H253ZM149 37V36H148ZM226 37V36H225ZM248 37V36H247ZM150 38V37H149ZM149 38H147V40L145 39V41H149ZM245 38V37H244ZM253 37H251V39H252ZM151 39H153V38H151ZM248 39V38H247ZM141 40V43H139V41ZM154 40V39H153ZM244 40V39H243ZM249 40V39H248ZM144 41V42H145ZM151 42V41H150ZM248 42V41H247ZM250 42H251V40H250ZM262 42V41H261ZM139 43V44H138ZM147 43V42H146ZM146 43H143L142 45H143V47H144V44H146ZM245 43V42H244ZM152 44V43H151ZM249 44V43H248ZM176 45V44H175ZM183 45V44H182ZM244 45V44H243ZM146 46H147V44L145 45V48H146ZM149 46V45H148ZM150 46H152V45H150ZM245 46V45H244ZM139 47H141V45L139 46ZM249 47V46H248ZM82 48V47H81ZM84 48V47H83ZM29 49V50H28ZM30 49H36V50H39L38 52L39 53H37V52H35L34 50L32 51V50H30ZM85 49V48H84ZM83 49V50H84ZM144 49V48H143ZM151 50V49H150ZM149 50V48H148V51H150ZM179 50V49H178ZM182 50V49H181ZM143 51V50H142ZM145 51L147 52V50L145 49ZM241 51H242V49H241ZM78 51H74V55H76V53H77ZM86 52V51H85ZM138 52V51H137ZM151 52H152V50H151ZM184 52V51H183ZM255 52V51H254ZM81 53V52H80ZM87 54H88V52H86ZM131 53V52H130ZM134 53H133V56H134ZM143 53H144V51H143ZM143 53L141 54V56L142 57H145L144 55H143ZM153 53V52H152ZM180 53H181V51H180ZM185 53V52H184ZM262 53V52H261ZM83 54V53H82ZM132 54V53H131ZM130 54V55H131ZM155 54V53H154ZM183 54V53H182ZM181 54V55H182ZM230 54V53H229ZM257 54V53H256ZM259 55V54H258ZM135 56H136V54H135ZM151 56V55H150ZM132 57V56H131ZM142 57H140V59L142 58ZM146 57H148V56H146ZM146 57H145V59H146ZM152 57H153V54H152ZM152 57H150L151 58V60L153 59L154 61H155V59L154 58H152ZM156 57V56H155ZM256 57V56H255ZM65 58H66V60H65ZM69 59V61H68V59ZM129 58V57H128ZM135 58V57H134ZM139 58V57H138ZM63 60V62L64 61H68L66 64H61L62 62H60V60ZM139 59V60H140ZM159 59H161V58H159ZM258 59V58H257ZM260 59V58H259ZM61 60V61H62ZM79 60V59H78ZM77 60V61H78ZM87 59L85 58V55L82 57V59H80V63L82 64V69L83 70H85L86 71V73L88 72L87 71V69H86V67L88 66L87 65V61H86ZM131 60V59H130ZM134 60H135V63H137V60L138 59H133V62H134ZM250 60V59H249ZM44 61H46L47 63H45ZM75 61V62H74ZM252 61V60H251ZM256 61V60H255ZM258 61V60H257ZM131 62V61H130ZM148 62V61H147ZM147 62H145V64L147 63ZM150 62V61H149ZM148 62V63H149ZM161 62V61H160ZM246 62V61H245ZM78 63V62H77ZM135 63H134V65L133 66H135ZM152 63V62H151ZM132 64V63H131ZM139 64V63H138ZM154 64V63H153ZM155 64H157V63H155ZM147 65V64H146ZM145 65V66H146ZM149 65V64H148ZM147 65V66H148ZM42 66V67H41ZM102 66V65H101ZM130 66H132V65H129L128 66V68L130 67ZM146 66V67H147ZM154 66V65H153ZM159 66H160V63H159ZM150 67V68H149ZM176 67V66H175ZM174 67V68H175ZM58 68H62V69H64L66 72H63V73H58V72H56L57 71V69ZM138 68H139V66H138ZM148 68L149 69H151L152 68V66H148ZM147 68V70H148V72H149V69ZM180 68V67H179ZM249 68H250V66H249ZM255 68V67H254ZM134 69H135V67H134ZM137 69V68H136ZM135 69V70H136ZM145 69V68H144ZM143 69V70H144ZM156 69H157V67H156ZM178 69V67L176 68V70ZM182 69V66H181V68L180 69H178V71H180ZM188 69V68H187ZM190 69V68H189ZM189 69L186 71V69H185V72H182V74L184 75V73L186 74V72L188 73V71H189ZM140 70V72L141 71H143V70H141V69H139ZM146 70V71H147ZM152 70V69H151ZM150 70V71H151ZM184 70V69H183ZM183 70H181V71H183ZM233 70V69H232ZM256 70V69H255ZM35 71H45L44 72V78H46L47 76H45V73H46V71H48V76H50L51 78H49V77H47V78H49V79H51L52 81H54L53 79L54 78H57V81H54V82H52L51 80V82H52V84L51 85H54V83H55V85L57 86V87H64V88H66V94L62 97V99H60L57 95H54V96H52V95H48V96H45V95H40V96H34V97H32V95L30 96V94L28 93V91H27V94H29L28 96H30L29 98H28V96H26L27 97V99H24L25 98V96L24 97H21L22 95H19V92H20V89L22 88V90H23V85H25L26 86V84H27V80L29 79V78H31V77H29V76H32V75H34V72ZM50 71V72H49ZM134 71V70H133ZM138 71V70H137ZM154 71V70H153ZM152 71V72H153ZM157 71V70H156ZM177 71V72H178ZM181 71H180V73L179 74H181ZM139 72V71H138ZM176 72V74H178ZM250 72V71H249ZM86 73H83L84 75L86 74ZM122 73L124 74V77H116L114 80H110L108 77H105V81L104 82H106V85H109V83H111L110 81H112V82H116V87L118 86L117 85V83L119 84V86H120V83L123 85V84H125V86H126V84H127V86H129L128 84H130L131 86L133 85L132 83L134 82H132V80H131V78H130V76H129V74H130V70L129 69H127V68H125V69H122ZM134 73L136 74V71H134ZM133 73V74H134ZM144 74H146L145 72H143ZM142 72H141V75H140V77L142 76V75H144ZM154 73V72H153ZM156 73V72H155ZM189 73H191V72H189ZM195 73H197V72H195ZM194 73V75H196ZM202 73V72H201ZM43 74V73H42ZM79 74V75H78ZM82 74V75H83ZM255 74V73H254ZM139 75H138V77H139ZM150 75V74H149ZM148 75V76H149ZM183 75L181 76L183 79L185 78V77H183ZM188 74H186V79H188L187 76ZM192 75V74H191ZM198 75V74H197ZM196 75V76H197ZM9 78H7V77ZM60 76H62V78H59ZM97 76V75H96ZM145 76V75H144ZM144 76H142L143 78H144ZM174 77L176 76V75H173ZM185 76V75H184ZM200 76V75H199ZM34 77V76H33ZM37 77V76H36ZM39 77V76H38ZM178 77L179 78H181L180 77V75H178ZM259 77V76H258ZM8 79L9 81H11L10 83H9V81L6 83V81L7 80H5V79ZM40 78V77H39ZM42 78V77H41ZM43 78V80H45ZM98 78V77H97ZM97 78H96V80H97ZM133 78V77H132ZM135 78V77H134ZM142 78V79H143ZM182 78H181V80H182ZM84 79V78H83ZM82 79V80H83ZM139 79V78H138ZM141 79V80H142ZM5 80V81H4ZM34 80V79H33ZM48 80V79H47ZM46 80V82H48ZM100 80V79H99ZM98 80V84H99V82H102V80L101 81H99ZM110 80V81H109ZM140 80V79H139ZM144 80V79H143ZM189 80H190V77H189ZM196 80H198V79H196ZM31 81H32V79H31ZM30 80H28V82H31ZM108 81H109V83H108ZM137 81V80H136ZM135 81V82H136ZM187 81V80H186ZM34 82V81H33ZM44 82V81H43ZM87 82V81H86ZM104 82H102V83H100V84H103ZM140 83H141V81H139ZM23 83H26V84H23ZM81 83V82H80ZM97 83V82H96ZM108 83V84H107ZM138 83V82H137ZM136 83V84H137ZM144 83V82H143ZM143 83H141L142 84V86H140L139 84H138V86L139 87H144V88H146V85L145 86H143ZM4 84H7L6 86L4 85ZM10 84V85H9ZM28 84H30V83H28ZM27 84V85H28ZM42 85H43V83H41ZM44 84H45V82H44ZM86 84H89V83H86ZM91 84V83H90ZM105 84V83H104ZM112 84V83H111ZM114 84V83H113ZM136 84H134V85H136ZM40 85V84H39ZM42 85H40L41 87H42ZM92 85V84H91ZM93 85H95V81H94V84ZM97 85V84H96ZM133 85V86H134ZM149 85V84H148ZM152 84H150V86H151ZM165 85V84H164ZM217 86L218 85H220V84H216ZM250 85V84H249ZM24 86V87H25ZM28 86H30V85H28ZM33 86H34V84H33ZM32 86V84H31V87H33ZM48 86H50V84L48 85ZM117 87L118 89L119 88H123L124 87V85H123V87L121 86V87ZM132 86V87H133ZM153 86V85H152ZM201 86V85H200ZM214 86V85H213ZM221 86V85H220ZM1 87V86H0ZM31 87H29V88H31ZM39 87V86H38ZM55 87V86H54ZM56 87V88H57ZM84 87L85 86H83V88L82 89H84ZM89 87H91L92 88V86H90L89 85ZM114 87H115V85H114ZM132 87H130L129 86V88L128 89H132ZM167 86H165V88H166ZM203 87V86H202ZM207 87V86H206ZM45 88H46V86H45ZM49 88H51L52 89V87H49ZM56 88H55V90H56ZM77 88V89H76ZM86 88V87H85ZM98 88H100V87H98ZM110 88V87H109ZM126 90H127V87H124ZM124 88H123V90H124ZM134 88V87H133ZM138 88V87H137ZM137 88H136V86H135V89L137 90ZM143 88V89H144ZM153 87H150V89H152ZM163 88H164V86H163ZM164 88V89H165ZM180 87L178 86V89H179ZM200 88V87H199ZM218 90H219V87H216ZM26 89V88H25ZM28 89V88H27ZM58 89V88H57ZM63 89V88H62ZM72 89H74V90H72ZM93 89V88H92ZM95 89V88H94ZM140 89V88H139ZM148 89V88H147ZM154 89H155V87H154ZM168 89V88H167ZM166 89V92L168 93V90ZM171 89V88H170ZM169 89V90H170ZM177 89V88H176ZM177 89V90H178ZM184 89V88H183ZM196 89L198 90V88L196 87ZM206 89V88H205ZM21 90V94H22V91ZM30 90V89H29ZM106 90V89H105ZM119 90H122V89H119ZM153 90V89H152ZM201 90H203V88L201 89ZM201 90L199 89L198 91H200L201 92ZM208 90H210V89H208ZM207 89H206V93L209 95V91H208ZM222 90H223V88L222 89H220V91H221V94H223L222 93ZM2 91H0V93H2ZM31 91V90H30ZM62 91V90H61ZM86 91H87V89H86ZM100 91H101V89H100ZM135 91V90H134ZM138 91V90H137ZM146 91V90H145ZM144 91V92H145ZM151 91V90H150ZM150 91H148L149 92V94H150ZM154 91V90H153ZM153 91L151 92V93H153ZM172 91H173V89H172ZM172 91H170V96H173L172 95ZM178 91H180V90H178ZM182 91V90H181ZM192 91V90H191ZM211 91V90H210ZM247 91V90H246ZM25 92V91H24ZM23 92V93H24ZM63 92V91H62ZM61 92V93H62ZM89 92H90V90H89ZM93 92V91H92ZM110 92V91H109ZM123 91H121V92H118V94L119 93H122ZM125 92V91H124ZM129 92V91H128ZM199 92V93H200ZM224 92H226V91H224ZM91 93V92H90ZM126 93V92H125ZM131 93V92H130ZM177 93H179V92H177ZM185 92H182L181 94H184ZM187 93H189V91H187ZM191 93H194V94H196V92H190V94ZM199 93H197V94H199ZM227 93V92H226ZM25 95H26V92L24 93ZM23 94V95H24ZM73 94V93H72ZM94 94V93H93ZM103 94H104V92H103ZM107 94V93H106ZM129 94V93H128ZM134 94H136V93H133L132 95L134 96ZM149 94H147V95H149ZM154 94V93H153ZM203 94V93H202ZM207 94H205V98H207L208 99V97L209 96H207ZM228 94V96H230L229 95V93H227ZM227 94H225V95H227ZM9 95V96H8ZM14 95V94H13ZM122 95H124L123 93L121 94V97H123ZM168 95V94H167ZM166 95V96H167ZM211 95H213V99H214V95L215 94H213L212 92H211ZM2 96V95H1ZM120 96V95H119ZM138 96H139V93H138ZM141 96V95H140ZM143 96H144V94H143ZM142 96V97H143ZM151 96V97H150ZM150 96H144V97H148V100H149V97H150V99L154 96H152V94L150 95ZM183 96V95H182ZM186 96H189V95H185L184 94V97H186ZM191 96H194V97H196L195 95H190L189 97H191ZM197 96H200V95H197ZM224 95H222V97H223ZM101 97V96H100ZM124 97H125V95H124ZM126 97H128V95H126ZM125 97V98H126ZM132 97V96H131ZM136 97H137V95H136ZM142 97H140V98H142ZM174 97H175V93H174ZM178 97V96H177ZM177 97H175L174 98V100L177 98ZM179 97H181L180 95H179ZM184 97H182V99L184 98ZM201 97H203V95L201 96ZM1 98V97H0ZM75 98V97H74ZM139 98V97H138ZM140 98H139V100H140ZM154 98V97H153ZM168 98V97H167ZM170 99H172L173 97H169ZM188 98V97H187ZM200 98V97H199ZM212 98V97H211ZM114 99H116V98H114ZM131 100H133L132 98H130ZM129 99V100H130ZM146 99L147 98H145V102H148V101H146ZM157 99V98H156ZM179 99V98H178ZM189 99V98H188ZM201 99V98H200ZM81 100V99H80ZM110 100V99H109ZM111 100L113 101V99L111 98ZM134 100H136V102H138V100H137V98L136 99H134ZM142 100H144V99H142ZM157 100H159V99H157ZM165 100V99H164ZM168 100V99H167ZM180 100V99H179ZM183 100H185L186 102L188 101V100H186V99H183ZM194 99H193V97H191V102L193 101ZM195 100H197V99H195ZM199 100V99H198ZM202 100V99H201ZM200 100V102H202ZM210 100H212V99H209V100H207V102L209 101L210 102ZM1 101V100H0ZM106 101H107V99H106ZM120 101V100H119ZM156 100H154V101H152L153 103H154V106H156L157 107V103L159 104V102L158 101H156ZM160 101V103H161V99L159 100ZM163 101V100H162ZM169 101V100H168ZM172 101H173V99H172ZM181 101V100H180ZM203 101H204V99H203ZM223 101V100H222ZM140 102V101H139ZM142 102V101H141ZM149 102H151V100L149 101ZM148 102V103H149ZM152 102H151V104H152ZM164 102H166V100L165 101H163L162 103L163 104H165ZM170 102V101H169ZM176 102H177V99H176ZM179 102V101H178ZM183 102V101H182ZM6 103V104H5ZM108 103V102H107ZM144 103V102H143ZM143 103L141 104V105H143ZM172 102H170L169 104H171ZM174 103V102H173ZM184 103V102H183ZM182 103V104H183ZM190 103V102H189ZM188 103V104H189ZM198 103H199V101H198ZM204 103H206V101L205 102H203V105H204ZM220 103V102H219ZM68 104V103H67ZM66 104V105H67ZM75 104V103H74ZM111 104V103H110ZM114 104V103H113ZM120 104V103H119ZM140 104V103H139ZM145 104V103H144ZM156 104V105H155ZM168 104V103H167ZM166 104V105H167ZM168 104V105H169ZM181 103L179 102L177 105H180ZM192 104V103H191ZM190 104V105H191ZM200 104V103H199ZM216 105H218V103H215ZM62 105V104H61ZM77 105V104H76ZM106 105V104H105ZM109 105V104H108ZM136 105V104H135ZM134 105V106H135ZM153 105V104H152ZM173 105V104H172ZM183 105H185V104H183ZM201 105V104H200ZM221 104H219V106H220ZM58 106H60V105H58ZM67 106H69V104L67 105ZM71 106V105H70ZM73 106V105H72ZM78 106V105H77ZM132 106V105H131ZM144 106V105H143ZM146 106V105H145ZM161 106H162V104H161ZM161 106H159V108H160V112L161 113H163L164 114V118L163 119H158V121L161 123V124H163V123H167L168 121H169V115L170 114H168V113H166L165 111H163L164 109L166 110L167 108L166 107H164V108H161ZM206 106H207V104H206ZM209 106V105H208ZM207 106V108H209ZM62 107V106H61ZM65 107V106H64ZM111 107V106H110ZM155 107V108H156ZM169 107H170V105H169ZM169 107H168V109H169ZM178 107V106H177ZM200 107V106H199ZM202 107V106H201ZM235 107L236 108H238L237 107V104H235ZM240 107V106H239ZM264 107V106H263ZM262 107V108H263ZM88 108H89V106H88ZM104 108H105V106H104ZM115 108H116V106H115ZM138 108V107H137ZM153 108V107H152ZM159 108H157V111L159 112ZM172 107H170V109H171ZM195 108H196V106H195ZM203 108V107H202ZM201 108V109H202ZM242 108V107H241ZM240 108V109H241ZM173 109V108H172ZM171 109V111H173L174 112V110H172ZM178 109V108H177ZM197 109H199L198 108V106H197ZM219 109V108H218ZM218 109H216L217 110V112L216 113H218ZM36 110V111H37ZM44 110V109H43ZM123 110L124 109H122V108H116V109H114V107H112L111 108V110H109L108 111V109H105V110H102L103 112H101L100 111V113H98L97 114V111H96V114H94L93 116H92V118H91V120L90 121H92V123H93V125L92 126H94L93 127V133L92 134H90V132H89V129H88V123H89V121L88 122H86L87 120H85L84 121V118H82V116H81V118H82V120H81V118H79L80 119V123H79V125H77V126H74V129H76V131H75V135H76V140H77V144H79V146H81V148L82 147H84V149L87 147V149L88 148H92L93 146H102V147H104V149L102 148V150L101 151H105L106 149H108V152H107V154L108 153H110V151H111V149H112V151L113 150H118L119 151V149H123V151H125L124 149L125 148H128L129 149V146H130V142H131V140L132 141H134L133 139H134V135L132 136L131 135V133L132 132H130V130H128V124H127V120H126V116L123 114L124 112H123ZM125 110H127V109H125ZM147 111H148V109H146ZM154 110V109H153ZM181 110H184L185 111V109H181ZM187 110L188 109H186V112H187ZM193 110V109H192ZM204 109H202L201 110V114H204V113H202V111H203ZM215 110V111H216ZM108 111V112H107ZM129 111V110H128ZM128 111H127V113H128ZM163 111V112H162ZM170 111V110H169ZM170 111V112H171ZM189 111V110H188ZM205 111V110H204ZM214 111V110H213ZM257 111V110H256ZM123 112V113H122ZM179 111H177V113H178ZM196 113H197V111H195ZM240 112H241V110H240ZM26 113V114H25ZM84 113V112H83ZM82 113V114H83ZM88 113V112H87ZM155 113H156V111H155ZM206 113V112H205ZM76 114V113H75ZM89 114H90V112H89ZM93 114V113H92ZM126 114V113H125ZM131 114V113H130ZM172 114V113H171ZM183 114V113H182ZM190 114H192L191 113V111H190ZM207 114H208V111H207ZM26 115V116H25ZM87 115V114H86ZM85 115V116H86ZM155 115H158V114H155ZM173 115V114H172ZM176 115V114H175ZM175 115H173V116H175ZM206 115V114H205ZM25 116V117H24ZM83 116H84V114H83ZM84 116V117H85ZM91 116V115H90ZM129 116V115H128ZM171 116V115H170ZM173 116H171L172 118H170V119H172L173 120ZM177 116H182V115H177ZM184 116V115H183ZM187 115H185V117H186ZM195 116H196V114H195ZM199 115H197V117H198ZM206 116H208V115H206ZM80 117V116H79ZM88 117V116H87ZM131 117V116H130ZM154 117V116H153ZM262 117V116H261ZM27 118V119H26ZM78 118V117H77ZM146 118V117H145ZM175 118H177L176 116H175ZM195 117H193L192 119H194ZM242 118H243V116H242ZM130 119V121H132L133 122V120H131V118H129ZM146 119H148V118H146ZM181 119V118H180ZM180 119H178V120H180ZM184 119V118H183ZM187 119V118H186ZM189 119V118H188ZM188 119H187V121H188ZM191 119V118H190ZM191 119V120H192ZM204 119V118H203ZM206 119V118H205ZM244 119V118H243ZM30 120V119H29ZM50 120H51V118H50ZM150 120V119H149ZM152 120V119H151ZM153 120H156V119H153ZM152 120V124L153 123H156V122H154ZM199 120V119H198ZM198 120H194L195 122H197ZM31 121V120H30ZM33 121V120H32ZM39 121V120H38ZM77 121V120H76ZM135 121V120H134ZM146 121V120H145ZM157 121V120H156ZM157 121V122H158ZM173 121H175V119L173 120ZM181 121V120H180ZM199 121H201V120H199ZM204 121V120H203ZM77 122H79V121H77ZM132 122H131V124H132ZM170 122H172L171 120H170ZM177 122V121H176ZM182 122V121H181ZM183 122L185 123V121L183 120ZM182 122V123H183ZM191 123V121H188L187 123ZM207 123L209 122V121H206ZM205 122V123H206ZM252 122V121H251ZM38 123V122H37ZM41 123V122H40ZM52 123H54V122H52ZM91 123V124H92ZM142 123V122H141ZM140 123V124H141ZM147 123H149V125L151 124L150 122H148L147 121ZM146 123V126L148 125ZM182 123H180V125L182 124ZM193 123V122H192ZM201 123V122H200ZM199 123V124H200ZM217 123V122H216ZM39 124V123H38ZM56 124V123H55ZM63 124V123H62ZM75 124V123H74ZM145 124V123H144ZM186 124V123H185ZM184 124V125H185ZM202 124H203V122H202ZM210 124H211V122H210ZM209 124V125H210ZM213 124V123H212ZM251 124V123H250ZM15 125L12 127L13 128V130L12 131H9L10 133H14V131H15ZM109 125L112 127V128H110V129H108L109 128ZM155 125V124H154ZM159 125V124H158ZM163 125H165L166 126V124H163ZM167 125H170V124H167ZM176 125V124H175ZM177 125H179V124H177ZM208 125V126H209ZM245 125V124H244ZM91 126V125H90ZM133 126H135V123H134V125ZM137 126V125H136ZM153 125H151V127H152ZM160 126V125H159ZM158 126V127H159ZM164 126V127H165ZM172 126V125H171ZM182 126V125H181ZM186 126V125H185ZM185 126H183V127H185ZM190 126V125H189ZM195 126V128H196V125H194ZM193 126V127H194ZM198 126H200V125H198ZM197 126V127H198ZM207 126V127H208ZM230 126V125H229ZM77 127V128H76ZM145 127V126H144ZM150 127V129H152ZM163 127V126H162ZM167 127V126H166ZM168 127H170V126H168ZM173 127H176V126H174L173 125ZM180 127V126H179ZM205 127V126H204ZM214 127V126H213ZM216 127H217V125H216ZM231 127V126H230ZM247 127V126H246ZM32 128V127H31ZM138 128V127H137ZM137 128H135L136 130H137ZM139 128H140V126H139ZM138 128V129H139ZM148 128H149V126H148ZM177 128V127H176ZM186 128V127H185ZM185 128H184V131H187V130H185ZM189 128V127H188ZM190 128H191V126H190ZM200 128V127H199ZM218 128H220V127H218ZM130 129V128H129ZM134 129V130H135ZM141 129H143L142 128V126H141ZM146 129V128H145ZM161 129V128H160ZM169 128H167V130H168ZM173 128H171V130H172ZM180 129H181V127H180ZM204 129V128H203ZM209 129L211 130V128L209 127ZM213 129V128H212ZM229 129V128H228ZM5 130V129H4ZM10 130H11V128H10ZM64 130H66V129H63V131ZM95 130L96 131H98V132H101L100 134L102 135V133L104 134L103 136H98L97 134H95ZM154 130V129H153ZM167 130H165L166 132H167ZM170 130V131H171ZM174 130H175V128H174ZM171 131V132H176V131ZM179 130V129H178ZM190 130V129H189ZM194 130V129H193ZM199 129H197L196 130V133H197V131H198ZM209 130V131H210ZM214 130V129H213ZM218 130H220V129H218ZM217 130V131H218ZM250 130V129H249ZM18 131V130H17ZM23 131H21V134H22V132ZM62 131V130H61ZM141 131V130H140ZM155 131V130H154ZM201 131H202V129H201ZM217 131H215V132H217ZM5 132V134H7L6 132L7 131H4ZM67 132V131H66ZM72 132V131H71ZM137 132V131H136ZM153 132V131H152ZM169 132V131H168ZM195 132V131H194ZM200 132V131H199ZM202 132H204V131H202ZM202 132L200 133V134H202ZM211 132H212V130H211ZM249 132H251V131H249ZM17 133H20V132H17ZM32 133V132H31ZM158 133H159V131H158ZM170 133V132H169ZM169 133H166V134H169ZM189 133V132H188ZM192 133H193V131H192ZM219 133V132H218ZM226 133V132H225ZM9 134V133H8ZM8 134H7V136H8ZM15 134H16V132H15ZM60 134H61V132H60ZM69 134V133H68ZM156 134V133H155ZM160 134H162V133H160ZM174 134H176V133H174ZM178 134V133H177ZM181 134V133H180ZM185 134V133H184ZM183 134V135H184ZM187 134V133H186ZM194 134V133H193ZM198 134V133H197ZM200 134H198V136L200 137ZM204 134H205V132H204ZM217 134V133H216ZM250 134V133H249ZM1 135V134H0ZM2 135H4L3 133H2ZM20 135V134H19ZM70 135V134H69ZM192 135V134H191ZM203 135V134H202ZM202 135H201V137H202ZM208 135H209V133H208ZM207 135V136H208ZM213 135V134H212ZM210 136L211 138L212 137H214V136ZM224 135H226V134H224ZM6 136V137H7ZM13 136H15V135H13ZM18 136V135H17ZM73 136V135H72ZM146 136V135H145ZM159 136H162V135H159ZM159 136H158V138H159ZM166 136V135H165ZM189 136V135H188ZM187 136V137H188ZM193 136V135H192ZM206 136V135H205ZM228 136V135H227ZM226 136V137H227ZM232 136V135H231ZM234 136V135H233ZM5 137V136H4ZM21 137H23L24 138V136H22L21 135ZM69 137H71V136H69ZM167 137V136H166ZM171 137V136H170ZM172 137H173V135H172ZM172 137H171V139H172ZM179 137V136H178ZM178 137H177V139H178ZM204 137V136H203ZM216 137V136H215ZM215 137H214V140L215 141H217L216 139H215ZM219 137V136H218ZM217 137V138H218ZM220 137H221V134H220ZM219 137V138H220ZM224 137V136H223ZM221 138L222 140L225 138ZM228 137H230V136H228ZM237 137V136H236ZM244 138H245V136H243ZM242 137V138H243ZM248 137V139L249 138H251V137H249V136H247ZM2 138V137H1ZM11 138V137H10ZM10 138H9V140H10ZM16 138V137H15ZM15 138H12V139H15ZM17 138H19V137H17ZM26 138V137H25ZM28 138V137H27ZM72 138V137H71ZM176 138V137H175ZM180 138V137H179ZM196 138V137H195ZM198 138V137H197ZM196 138V139H197ZM206 138H209V137H206ZM232 138H234V137H232ZM240 138V137H239ZM4 140H5V142H6V139H8V137L7 138H3ZM20 139V138H19ZM18 139V140H19ZM163 139V138H162ZM167 139H169L168 137H167ZM188 139V138H187ZM199 139H201V138H199ZM210 139V138H209ZM213 139V138H212ZM212 139H210L211 141H212ZM229 139V138H228ZM252 139L253 138H251V143H254V142H252ZM4 140L3 141H0L1 143L2 142H4ZM17 140V141H18ZM20 140H22V139H20ZM19 140V141H20ZM190 140H192V137H191V139H189V142H190ZM203 140V139H202ZM201 140V141H202ZM204 140H205V137H204ZM203 140V141H204ZM219 140V139H218ZM232 140V139H231ZM234 140V139H233ZM237 141H238V139H236ZM245 140H247V139H245ZM254 140V139H253ZM16 141V140H15ZM14 140L12 141V142H15ZM154 141V140H153ZM160 141V140H159ZM166 141V140H165ZM165 141L163 142V143H165ZM174 141H177V140H174ZM181 141V140H180ZM182 141H184V140H182ZM181 141V142H182ZM187 141V140H186ZM186 141H184V143L186 144L187 142ZM202 141V142H203ZM210 141V142H211ZM224 141V140H223ZM235 141V140H234ZM236 141V143H238ZM243 140L241 139V142H242ZM161 142H162V140H161ZM168 142V141H167ZM166 142V143H167ZM172 142V140H170V143ZM188 142V143H189ZM195 142H197V141H195ZM200 142V141H199ZM201 142V143H202ZM205 142V141H204ZM203 142V143H204ZM209 142V141H208ZM207 142V143H208ZM221 142V140H219V142L218 143H220ZM228 142V141H227ZM227 142H226V144H227ZM230 142H232V141H230ZM244 142V141H243ZM247 141H245V143H246ZM250 141H248L246 144L247 145H249L248 143H249ZM7 143H10V142H8L7 141ZM18 143V142H17ZM158 143V142H157ZM175 143V142H174ZM177 143H179V139H178V142ZM198 143V142H197ZM201 143H199V144H201ZM214 142H212V144H213ZM235 143V142H234ZM4 144V143H3ZM6 144V143H5ZM137 142H135V147H137ZM180 144V143H179ZM179 144H176V145H179ZM185 144H183V146H185ZM195 144V143H194ZM206 144V143H205ZM208 144H210V143H208ZM207 144V145H208ZM216 145H217V143H215ZM221 144V143H220ZM224 144V143H223ZM230 144V146H232L233 147V142H232V145H231V143H229ZM239 144H240V142H239ZM10 145V144H9ZM13 144L11 143V146H12ZM15 145V144H14ZM13 145V146H14ZM21 145V144H20ZM132 145H134V144H132ZM158 145H159V143H158ZM164 144H162L161 146H163ZM172 145H173V142H172ZM172 145H171V147H172ZM180 145H182V144H180ZM189 145H191V142H190V144ZM196 145V144H195ZM195 145H193V146H195ZM203 145V144H202ZM206 145V146H207ZM219 145V144H218ZM235 145H237V144H235ZM242 145H244V144H242ZM242 145H241V147H242ZM247 145H245V147L247 146ZM253 145V144H252ZM2 146V145H1ZM16 146V145H15ZM14 146V147H15ZM91 146V147H90ZM140 146H142V145H140L139 144V147ZM170 146V145H169ZM175 146V145H174ZM186 146H188V145H186ZM198 146V145H197ZM201 146V145H200ZM204 146V145H203ZM206 146H204V147H206ZM215 146V145H214ZM220 146V145H219ZM224 146V145H223ZM96 147V148H97ZM139 147H137V148H139ZM144 147H146V146H144ZM151 147H152V145H151ZM151 147H150V149H151ZM156 147H160V146H156ZM168 147V146H167ZM182 147V146H181ZM202 147V146H201ZM204 147H202V149L204 148ZM208 147V146H207ZM215 147H218V146H215ZM221 147L222 146H220V147H218V148H220V149H218V150H221ZM225 147H227V146H225ZM224 147V148H225ZM240 146H238V148H241ZM245 147H242V149L243 150H245L246 148ZM249 147H250V145H249ZM249 147H247L248 149H249ZM253 147V146H252ZM252 147H250V148H252ZM2 148L3 147H1L0 149V151H2ZM5 148L7 149L8 148V146L6 147H4L3 149V151L5 152ZM11 148H13V147H11ZM10 148V149H11ZM95 148V147H94ZM95 148V149H96ZM98 148H101V147H98ZM133 148V147H132ZM136 148V149H137ZM143 148V147H142ZM148 148V147H147ZM147 148H146V150H147ZM153 149L155 148V146L154 147H152ZM191 148V147H190ZM196 148V146L193 148V149H195ZM208 148H210V145H209V147ZM212 148V147H211ZM210 148V150H212ZM223 148V149H224ZM228 148H229V146H228ZM238 148H236V149H238ZM15 149V148H14ZM18 149V148H17ZM33 149V148H32ZM79 149V148H78ZM93 149V148H92ZM131 149V148H130ZM129 149V150H130ZM136 149H135V151H136ZM185 149V148H184ZM199 149V148H198ZM216 149V148H215ZM11 150H13V149H11ZM11 150H9L8 149V151H11ZM20 150V149H19ZM133 150V149H132ZM131 150V151H132ZM139 150V149H138ZM137 150V152H139ZM141 150V149H140ZM144 150V152H146L145 151V149H143ZM181 150H183L182 148H181ZM190 150V149H189ZM200 150H201V148H200ZM217 150V149H216ZM215 150V151H216ZM229 150H230V148H229ZM234 150H235V148H234ZM250 150V149H249ZM15 150H13V152H14ZM16 151H18V150H16ZM103 151V152H104ZM107 151V150H106ZM111 151V152H112ZM126 151H127V149H126ZM134 151V152H135ZM155 151V150H154ZM156 151H159L158 150V148H157V150ZM162 151V150H161ZM161 151H159V152H161ZM169 151V150H168ZM214 151V150H213ZM239 151V150H238ZM247 151V149L245 150V152ZM6 152H7V150H6ZM12 151H11V153L12 154H14ZM21 152V151H20ZM133 152V151H132ZM158 152V153H159ZM241 152V151H240ZM17 153V152H16ZM19 153V152H18ZM25 153V152H24ZM104 153H106V152H104ZM136 153V152H135ZM157 153V156L160 154H158ZM162 154H163V152H161ZM183 153V154H182ZM184 153H187V152H185L184 150L179 154V156L178 157H175L174 158V161H176L175 163L177 164H175V163H173V165L175 164V166L174 167H176L177 169H178V171H177V173L178 172H180L179 174H183V172H181V170L185 167V165H187L186 163V158H187V155L186 154H184ZM6 154V153H5ZM4 154V155H5ZM92 154V153H91ZM101 153H99V155H100ZM162 154L161 155H159L160 157H162ZM3 155V153L2 152H0V162H1V166H3L5 169H4V171H5V173H4V178H3V176H1V173H0V178H1V180H0V192H3V191H5V189H7V190H9L7 193H6V191H5V193L7 194H5L4 192L2 193V194H5V197H10V199H11V201H13L16 197V199L17 200H19V202H18V204L20 205V207H22V208H24V210L26 209L27 211H30L29 209H27V208H30V205L28 206V204H29V202H30V199H31V191L29 192V189L27 188V184H28V181H27V176L25 177V179L24 180H22V183H17V184H20V186H19V188L17 189L16 188V186H15V184L13 183V180L15 179V168H16V166H15V164L14 163H12L11 161H9V159L6 157V156H4ZM15 155H17V154H15ZM15 155H13L14 157H15ZM19 155V154H18ZM22 155V154H21ZM24 155V159H25V154H23ZM111 155V154H110ZM126 155V154H125ZM190 155V154H189ZM210 155V154H209ZM102 156H103V154H102ZM117 156V155H116ZM177 156V155H176ZM218 156V155H217ZM158 158V159H161V158ZM16 158V157H15ZM58 158H60V157H58ZM244 158V157H243ZM26 159H27V157H26ZM53 159V158H52ZM102 159V158H101ZM107 159V158H106ZM221 159V158H220ZM246 159V158H245ZM244 159V160H245ZM12 161L14 160V159H11ZM18 160H21V159H19L18 158ZM62 160V159H61ZM108 160V159H107ZM218 160V159H217ZM231 160H235V159H230V162L231 163H235V161H231ZM17 161V160H16ZM27 161V160H26ZM215 160H213V162H214ZM219 161V160H218ZM217 161V162H218ZM221 161V160H220ZM219 161V164L221 163ZM223 161V160H222ZM225 161V160H224ZM226 161H229L228 159L226 160ZM225 161V162H226ZM239 161V160H238ZM246 161V160H245ZM25 162V161H24ZM59 162V161H58ZM67 162H68V160H67ZM103 162H105V161H103ZM189 162V161H188ZM191 162V161H190ZM225 162H223V163H225ZM229 162V163H230ZM236 162H237V159H236ZM247 162H248V160H247ZM29 163H30V161H29ZM134 163V162H133ZM211 163V162H210ZM215 163V162H214ZM213 163V167L215 166H217V165H215ZM222 163V164H223ZM228 163V162H227ZM230 163V164H231ZM249 163V162H248ZM247 163V164H248ZM65 164H67V163H65ZM139 164V163H138ZM168 164V163H167ZM31 165V164H30ZM30 165H28L29 166V168L31 167ZM134 165V164H133ZM221 165V164H220ZM232 165V164H231ZM249 165V167H250V163L248 164ZM86 166V165H85ZM123 166V165H122ZM226 166V165H225ZM224 166V167H225ZM227 166H229L230 167V165H227ZM20 167V166H19ZM77 167V166H76ZM169 167V166H168ZM173 167V168H174ZM215 167H214V169H215ZM218 168H219V166H217ZM216 167V168H217ZM221 167V166H220ZM247 167V166H246ZM253 167V166H252ZM0 168H2V167H0ZM22 168V167H21ZM24 168V167H23ZM22 168V169H23ZM26 168H27V166H26ZM134 168H136L135 166H134ZM186 168H187V166H186ZM212 168V167H211ZM227 168V167H226ZM232 168V167H231ZM231 168H229V169H231ZM243 168V167H242ZM241 168V171L243 170ZM257 168V167H256ZM16 169H18V165H17V168ZM25 169V168H24ZM106 169V168H105ZM118 169V168H117ZM128 169V168H127ZM133 170V167L131 166L130 167V170ZM185 169V168H184ZM214 169L212 170V172L214 171ZM222 169V168H221ZM221 169H219V172H220V170ZM229 169H227V170H229ZM249 169V168H248ZM251 169H255V167L254 168H251ZM2 170V169H1ZM28 170V169H27ZM103 170V169H102ZM122 170H123V167H122ZM129 170V169H128ZM130 170L129 171H127V172H130ZM175 170V169H174ZM187 170V169H186ZM185 170V171H186ZM211 170V169H210ZM226 169H225V171H227ZM250 170V169H249ZM256 170V169H255ZM259 170V169H258ZM19 171V170H18ZM134 171H136V170H134ZM169 171H170V169H169ZM173 171V170H172ZM183 171V170H182ZM184 171V172H185ZM216 171V170H215ZM214 171V173L215 174H217V172H218V170L215 172ZM224 171V172H225ZM246 171V170H245ZM257 171V170H256ZM30 172V171H29ZM107 172V171H106ZM106 172L104 173V175H106ZM132 173H133V171H131ZM218 172V173H219ZM223 172V171H222ZM229 171H227V173H228ZM260 172H261V170H260ZM260 172H258V173H260ZM3 173V172H2ZM108 173V172H107ZM173 173V172H172ZM213 173V174H214ZM226 173V172H225ZM249 173H251V171H249ZM253 173H255L254 171H253ZM253 173H251V175L253 176ZM257 173V174H258ZM28 174H30V173H27V175ZM125 174H127V173H125ZM169 174V173H168ZM176 174V173H175ZM181 174V175H182ZM185 174H188V173H184L183 175H185ZM209 174V173H208ZM214 174V175H215ZM220 174H223V173H220ZM220 174H217V175H215L216 176V178H215V176H208L207 175V178H206V176H205V178H201L200 176V178H199V180H204L205 182H204V184H203V192L201 193V194H203V195H200L201 197H199V195H198V190L196 191L197 192V198L196 197H194V198H196L197 200L195 201V202H193V204L191 203V201H190V203L192 204L191 205V208H190V210H192L191 212H192V218H193V223H194V233H193V237H191V238H189L188 239V237H186L185 236V228H186V226H185V224L183 223V216H182V214L183 213H181L182 211L178 208V211L176 212L177 214H178V220H179V222H178V224H179V228H180V234H181V236H180V234H179V236H180V238H179V241H180V243H187V246L189 245L188 244V242L187 241H189V242H192V244L195 246V248L194 249H190L189 251L187 250V248H186V250L188 251V252H186V251H184L185 252V254L184 253H181V260H180V263L181 264H264V179H262V175L261 174H263L262 172H261V174H260V177H261V179H258L257 178V176H255V174H254V177H249V176H251L250 174H249V176H248V174H244V173H242V172H237V171H233V173L231 174V175H229L226 179H223V178H217V176L218 175H220ZM128 175V174H127ZM125 176V177H127L126 178V180H125V184H126V182H128L129 183V180L131 181V179L128 177V176ZM131 175H133V174H131ZM181 175H179L180 176V180L183 178V181H184V178H185V176H182V178H181ZM189 175V174H188ZM29 177H30V175H28ZM112 176H116V175H112ZM120 177H121V175H119ZM123 176V178H125ZM171 176H174L175 177V175H171ZM202 176V175H201ZM264 176V175H263ZM104 177V176H103ZM133 177V176H132ZM154 177V176H153ZM203 177V176H202ZM209 177V178H208ZM258 177H259V174H258ZM2 178L3 179H5V180H2ZM97 178V177H96ZM128 178H129V180H128ZM84 179V178H83ZM86 179H87V177H86ZM105 178H103V180H104ZM117 179H119L118 177H117ZM144 179V178H143ZM186 179V178H185ZM28 180H29V178H28ZM81 180V179H80ZM106 180H107V178H106ZM106 180H104L105 181V183H107L106 182ZM121 180H123V179H121ZM120 180V181H121ZM134 180V179H133ZM133 180L131 181V183L133 182ZM174 180V179H173ZM179 180V178H176V180L175 181H178ZM203 180H202V182H203ZM84 181V180H83ZM108 181H111V180H108ZM113 181H115V179L113 180ZM124 181V180H123ZM174 181V182H175ZM182 181V180H181ZM2 182H4L5 183V185H6V187H5V185H3L2 184ZM6 182H9V184H6ZM15 182V181H14ZM19 182H21V181H19ZM87 182V181H86ZM103 182V181H102ZM112 182V181H111ZM110 182V183H111ZM136 182H138V181H136ZM201 182V181H200ZM16 183V182H15ZM113 183V182H112ZM120 183V182H119ZM124 183V182H123ZM140 183V182H139ZM139 183H137V185H135V186H139ZM68 184V183H67ZM85 184V183H84ZM87 184V183H86ZM99 184H100V182H99ZM134 184H135V181H134ZM174 184V183H173ZM178 184H179V182H178ZM83 185V184H82ZM89 185V184H88ZM104 185V184H103ZM106 185V184H105ZM112 185V184H111ZM114 185H115V187H117L116 186V184L114 183ZM119 185V184H118ZM129 185H132V184H129ZM18 186V185H17ZM93 186V185H92ZM102 186V185H101ZM122 186V185H121ZM128 186V185H127ZM142 186H144V185H142ZM157 186V185H156ZM156 186L154 187V188H156ZM173 186V185H172ZM87 187V186H86ZM124 187V186H123ZM129 187V186H128ZM131 188H132V186H130ZM146 188H149L148 190L149 191H151V192H149V193H154L155 191H157V190H155V191H153L154 190V188H152L151 186V188L150 187H148V185L147 186H145ZM76 188V187H75ZM135 188V187H134ZM140 188V187H139ZM158 189H159V187H157ZM161 188H163L162 186H161ZM172 188V187H171ZM179 188V187H178ZM185 188H187L186 187V185H181V190H182V192H183V190L185 189ZM199 188V187H198ZM201 188V189H202ZM68 189H70V188H68ZM77 189V188H76ZM87 189H88V187H87ZM116 189V188H115ZM119 190H120V187L118 188ZM142 189V188H141ZM163 189H165V190H167L168 192H169V190H171V193L173 194V190L172 189H166V187L164 186V188ZM200 189V190H201ZM14 190V191H13ZM78 190V189H77ZM81 190V189H80ZM91 190H93V189H91ZM105 190V189H104ZM131 190V189H130ZM139 191H140V189H138ZM161 189H159L157 192H159ZM189 190H191V189H189ZM69 191V190H68ZM97 191V190H96ZM126 191V190H125ZM128 191V190H127ZM146 191V190H145ZM164 191V190H163ZM163 191H160L158 194V199L160 198V200L159 201H164V200H166V198H168L167 200L169 201V199H170V195H172V194H167V193H165V192H163ZM166 191V192H167ZM185 191V190H184ZM71 192V193H70ZM70 192L69 193H67V191L65 192V194L67 193V195H74V193H75V191L73 190H70ZM101 192V191H100ZM107 192L109 193V190H107ZM135 192H137V191H135ZM156 192V193H157ZM178 192H180L181 193V191H179L178 190ZM243 193V194H245L246 196V199H244V201H243V196L241 197V196H239L240 198H242V204L243 203H245V204H247V208H248V211H249V217H248V215H247V212H246V217H245V219H243V220H241V218H244V217H239V216H235V217H233L231 214H226V213H228L226 210L228 209V207H226L225 208V205L227 206L228 205V202L229 203H231L232 204V202L235 200V199H237V200H240L241 201V199H238L239 197H238V193ZM250 192V193H249ZM73 193V194H72ZM79 193V192H78ZM81 193V192H80ZM85 193V192H84ZM94 193V192H93ZM115 193V192H114ZM140 193H142L141 191L139 192V194ZM175 193V195H177L176 194V192H174ZM179 193V194H180ZM185 193H187V191L186 192H183L182 193V195L184 194V196L185 195H188L189 196V194H190V192H188L187 194H185ZM194 193V192H193ZM241 193H240V195H241ZM76 194V193H75ZM86 194V193H85ZM126 194V193H125ZM139 194H138V196H139ZM145 194H147V193H145ZM191 194H192V192H191ZM12 195H13V197H15L14 199H12L13 197H12ZM31 195V196H30ZM43 195V194H42ZM45 195V194H44ZM46 195H47V193H46ZM83 195V194H82ZM101 195H103V194H101ZM117 195V194H116ZM127 195V194H126ZM141 195V194H140ZM150 194H148V196H149ZM153 195V194H152ZM156 195L157 194H154L153 196H151L149 199H151V201L150 202H154V200L157 198L156 197ZM169 195V196H168ZM174 195V194H173ZM173 195L171 196V197H173ZM174 195V196H175ZM196 195V194H195ZM206 195V196H205ZM237 195V196H236ZM65 196V195H64ZM85 196V195H84ZM109 196V195H108ZM125 196V195H124ZM143 196V195H142ZM177 196H179V195H177ZM191 196V195H190ZM207 196L209 197V198H207ZM40 197H41V195H40ZM44 197V196H43ZM42 197V200L43 199H45V198H43ZM61 197V196H60ZM91 197V196H90ZM94 197V196H93ZM104 197V196H103ZM113 197V196H112ZM137 197V196H136ZM182 198H188V197H183V196H181ZM237 197V198H236ZM0 198H4L3 197V195H0ZM56 198V197H55ZM64 198V197H63ZM66 198V197H65ZM80 198H82L81 196H80ZM84 198V197H83ZM87 198V197H86ZM85 198V199H86ZM108 198V197H107ZM115 198V197H114ZM175 198H176V196H175ZM174 198V199H175ZM180 198V197H179ZM191 198H193V197H191ZM41 199V198H40ZM67 199V198H66ZM72 199V198H71ZM79 199V198H78ZM88 199V198H87ZM91 199V198H90ZM96 199V198H95ZM98 199V198H97ZM106 199V198H105ZM104 199V201H106ZM109 199H110V197H109ZM184 199H183V201H184ZM4 200V199H3ZM3 200H2V202H3ZM17 200H14V202L15 201H17ZM38 200V199H37ZM173 200V199H172ZM182 200V199H181ZM189 200H190V197H189ZM245 200H247V201H245ZM1 201V200H0ZM32 201V200H31ZM39 201V200H38ZM48 201H51V200H48ZM57 201V200H56ZM59 201V200H58ZM81 201V200H80ZM86 201V200H85ZM89 202H90V200H88ZM87 201V202H88ZM114 200H112V202H113ZM138 201V200H137ZM146 201H148V199L146 200ZM167 201V202H168ZM171 201V200H170ZM169 201V202H170ZM174 201V200H173ZM170 202V204L171 203H173V204H175L174 206L175 207H179V204H181L180 206H184V204L187 202L186 200V202L185 203H183V202H181L180 200H179V202L178 203H174V202ZM192 201H193V199H192ZM2 202L0 203L1 205H2V207H3V204H2ZM4 202H5V200H4ZM7 202H9V198L7 199ZM6 202V203H7ZM13 202V203H14ZM36 202V201H35ZM46 202V201H45ZM63 202V201H62ZM72 202V201H71ZM93 202V201H92ZM111 202V201H110ZM119 202V201H118ZM149 202V201H148ZM168 202V203H169ZM181 202V203H180ZM17 202H15V204H16ZM30 203H32V202H30ZM47 203V202H46ZM84 203V201L82 202V204ZM106 203V202H105ZM120 203V202H119ZM122 203H124V202H122ZM154 203H156V201L154 202ZM158 203H160V202H157V205H158ZM187 203H189V201L187 202ZM189 203V204H190ZM235 203H236V201H235ZM238 203V202H237ZM17 204V205H18ZM40 204V203H39ZM44 204V203H43ZM48 204H50V203H48ZM63 204H64V202H63ZM84 204H86V203H84ZM89 204H91V203H89ZM92 204H94V203H92ZM99 204V203H98ZM98 204H97V206H98ZM173 204H171V205H169V206H171L169 209L171 210V208H172V205ZM176 204H178V205H176ZM0 205V206H1ZM6 205V204H5ZM4 205V206H5ZM34 205V204H33ZM32 205V206H33ZM42 205V204H41ZM69 205V204H68ZM100 205V204H99ZM103 205V204H102ZM101 205V206H102ZM112 205V204H111ZM137 205H139V204H137ZM136 205V206H137ZM142 205V203H140V206ZM162 205H163V203H162ZM185 205H187V204H185ZM233 205V204H232ZM239 205H240V203H239ZM13 206L12 204L11 205H9V203H7V205L5 206V207H9V208H4V210L5 211H10V213H15L16 211V209L14 210V211H12L11 212V210H12V208L11 207ZM35 206H36V203H35ZM35 206H34V209H35ZM42 206H44L43 208L45 209L46 207L48 208V205H46V207H45V205H42ZM50 206H51V204H50ZM94 206V205H93ZM123 206V205H122ZM125 206H126V204H125ZM167 205H165V207H166ZM173 206V207H174ZM237 206H238V204H237ZM2 207H0L1 209H0V211H2ZM15 207H16V205H15ZM40 207V209H41V206H39ZM78 207H80L79 205H78ZM82 207H83V205H82ZM100 207V206H99ZM109 207H110V205H109ZM118 207V206H117ZM138 207V206H137ZM164 207V206H163ZM186 207V206H185ZM185 207H183V208H185ZM190 207V206H189ZM244 207V206H243ZM11 208V210H9ZM14 208V207H13ZM54 207H53V205H52V207H49L48 209V211L47 212H49V213H55V214H57L56 212H58V214L57 215H59V213H60V215L61 214H65V216L63 217V219L64 218H67L68 216H66V214H69L70 213V210H69V208L67 209V210H65V208L63 209L62 207H59V205L58 206H56V208L55 209H53ZM86 208H87V205H86ZM95 207H93L92 209L90 208V215L93 217L94 215H95V213H96V211H95V209H94ZM98 208V207H97ZM114 208V207H113ZM120 208H121V206H120ZM138 208H140V207H138ZM231 207H229V209H230ZM234 208V207H233ZM236 208H238V207H236ZM236 208H234V209H236ZM241 208V207H240ZM246 208V207H245ZM21 209V208H20ZM19 208H18V210H20ZM31 209V208H30ZM52 209H53V211L55 210H57L56 212H53L52 211ZM84 209V208H83ZM167 209H168V207H167ZM168 209V210H169ZM173 209V208H172ZM22 210V209H21ZM24 210H23V212H21V213H25L24 212ZM37 210V209H36ZM35 210V211H36ZM108 210V209H107ZM125 210V209H124ZM131 210H133V209H131ZM139 210H141V209H139ZM138 210V211H139ZM168 210L166 211V212H168ZM169 210V211H170ZM184 210V209H183ZM232 210V209H231ZM244 210H246V209H244ZM32 211V212H31ZM31 211H30V215H31V213H33V210L31 209ZM34 211V212H35ZM42 211H44V210H42ZM46 211V210H45ZM52 211V212H51ZM113 211V210H112ZM234 211V210H233ZM232 211V212H233ZM237 211L239 212V210L237 209ZM241 211V210H240ZM242 211H243V209H242ZM3 212V211H2ZM2 212H0V215H1V213ZM19 211H17L16 213L17 214H19L18 213ZM36 212H38V211H36ZM39 212H41V210L39 211ZM47 212H46V214H47ZM82 212V211H81ZM84 212H86V211H84ZM111 212V211H110ZM114 212H116V211H114ZM118 212H120V210L118 211ZM143 212H144V209H143ZM173 212H174V210H173ZM221 212V213H220ZM231 212V211H230ZM229 212V213H230ZM231 212V213H232ZM235 212V211H234ZM5 212H3V214H4ZM6 213H8V212H6ZM27 213V212H26ZM77 213V212H76ZM127 213H129V211L127 212ZM164 213V212H163ZM169 213V212H168ZM168 213H165V214H168ZM28 214V215H29ZM38 214V213H37ZM40 214H42V213H40ZM39 214V215H40ZM72 214V213H71ZM86 214V213H85ZM99 213L97 212V214L96 215H98ZM116 214H117V212H116ZM115 214V215H116ZM143 214H145V213H143ZM151 214V213H150ZM233 214V213H232ZM5 215V216H4ZM4 215H1L2 217L4 216V217H6V219L3 217V219L4 220H2V217H0V219L3 221V222H0V229H2V234H1V230H0V264H13V263H15V259H16V257L18 256H23V255H25V256H27V254L29 255V252H31L32 250L34 251L36 248L35 247H37V246H34V248L32 247V249L30 248V246H31V236L29 235V233L25 230V229H27V228H24V227H27V222L25 223L24 221H22V225H26V226H24L23 227V229H22V231L23 230H25L27 233H23V235H22V232H20V234L22 235H19V236H21V237H18V238H20L21 240H23L22 242L20 241H18V239H16L17 238V234H16V229H19L18 228V226L17 227H15V224H14V220L16 219V218H14L15 216H13V214H12V216H13V218H14V220L12 219V218H10V220L8 219L9 217H7V216H9L8 214H4ZM7 215V216H6ZM14 215H16V214H14ZM29 215V216H30ZM34 215V214H33ZM39 215H38V217H37V215L35 216V217H37V218H40L39 217ZM78 215V214H77ZM82 215V214H81ZM95 215V216H96ZM102 215V214H101ZM111 215H113L112 214V212H111ZM174 215V214H173ZM19 216V218L17 217V219L19 220H22L21 218H20V214L18 215ZM33 216V217H34ZM45 216V215H44ZM48 216V215H47ZM46 216V217H47ZM84 216V215H83ZM82 216V217H83ZM86 216V215H85ZM145 216L147 217V215L145 214ZM185 216V215H184ZM243 216V215H242ZM11 217V216H10ZM24 217H27V218H32L33 219V217L31 216V217H28V216H24ZM35 217H34V219H35ZM51 217V216H50ZM49 217V218H50ZM55 216H53V218H54ZM58 218H59V216H57ZM61 217V216H60ZM78 217V216H77ZM98 217V216H97ZM116 217H117V215H116ZM167 217V216H166ZM175 217V216H174ZM186 217V216H185ZM23 218V217H22ZM48 218V219H49ZM57 218V219H58ZM90 218V217H89ZM95 218V217H94ZM93 218V219H94ZM141 218V217H140ZM25 219V218H24ZM32 219H29V221L31 220L32 222H33V220ZM43 219H45V218H43ZM56 219V218H55ZM69 219H70V217H69ZM98 219V218H97ZM125 219V218H124ZM130 219V218H129ZM135 219V218H134ZM171 219H172V217H171ZM185 219V218H184ZM13 220V221H12ZM26 220V219H25ZM36 220V219H35ZM38 220V219H37ZM37 220L35 221L36 223H38L37 222ZM67 220V219H66ZM83 220V219H82ZM86 220V219H85ZM88 220V219H87ZM90 220V219H89ZM89 220H88V222H89ZM141 220V219H140ZM174 220L175 219H172V221L174 222ZM28 221V220H27ZM46 221V220H45ZM57 221V220H56ZM55 220H54V224L56 225V222ZM59 221V220H58ZM93 221V220H92ZM106 221V220H105ZM110 221V220H109ZM115 221V220H114ZM127 221V220H126ZM134 221V220H133ZM171 221V222H172ZM17 222V221H16ZM47 222V221H46ZM53 221H51L50 223H52ZM60 222V221H59ZM63 222V220L61 221V223ZM64 222H66L65 221V219H64ZM80 222V221H79ZM87 222V223H88ZM118 222V221H117ZM116 222V223H117ZM121 222V221H120ZM131 222V221H130ZM166 222V221H165ZM168 222V221H167ZM175 222H177V221H175ZM174 222V223H175ZM191 222V221H190ZM30 223V222H29ZM45 223V222H44ZM106 223V222H105ZM111 223H113V222H111ZM119 223V222H118ZM127 223V222H126ZM132 223V222H131ZM174 223H172V224H174ZM3 224V225H2ZM18 224V223H17ZM21 224V223H20ZM20 224H18L20 227H21V225ZM32 224V223H31ZM41 223H39L38 225H40ZM43 224V223H42ZM60 224V223H59ZM67 224H68V222H67ZM71 224V223H70ZM171 224V225H172ZM177 223H176V225H178ZM43 225H49L48 223H46V224H43ZM62 225V224H61ZM60 225V226H61ZM83 225H85V224H83ZM91 225V224H90ZM118 225V224H117ZM121 225V224H120ZM129 225H131V224H129ZM129 225H126V227L127 226H129ZM169 225V224H168ZM175 225V224H174ZM3 226H4V228H3ZM42 226V225H41ZM51 226V225H50ZM49 226V227H50ZM71 226H73V224L71 225ZM121 226H123V225H121ZM173 226V225H172ZM32 227H33V224H32ZM36 227V226H35ZM34 227V228H35ZM56 227L57 226H55V229H53L54 231L55 230H57L56 229ZM78 227V226H77ZM77 227H76V229H77ZM125 227V228H126ZM131 227V226H130ZM175 227H177V226H174V228ZM37 228H39L40 229V227H38L37 226ZM43 228V227H42ZM41 228V229H42ZM46 228V227H45ZM44 228V229H45ZM58 228H59V225H58ZM71 228V227H70ZM74 228V227H73ZM117 228H118V226H117ZM120 228V227H119ZM123 228H124V226H123ZM172 228V230H173V227H171ZM178 228V227H177ZM177 228H175V229H177ZM192 228V227H191ZM21 229V228H20ZM36 229V228H35ZM34 229V230H35ZM38 229V230H39ZM51 229H52V226H51ZM65 229V228H64ZM67 229V228H66ZM83 229H84V227H83ZM99 229V228H98ZM131 229V231H132V228H130ZM28 230L30 231V229L28 228ZM43 230V229H42ZM42 230H40V232L42 231ZM50 230V229H49ZM59 230H60V228H59ZM82 230V229H81ZM95 230V229H94ZM116 230V229H115ZM122 230V229H121ZM128 230V229H127ZM179 230V229H178ZM16 231V232H15ZM19 231H21V230H19ZM24 231V232H25ZM44 231H46V230H44ZM51 231V230H50ZM61 231V230H60ZM62 231H64V230H62ZM67 231V230H66ZM65 231V232H66ZM74 231H75V229H74ZM73 231V232H74ZM119 231V230H118ZM117 231V232H118ZM174 231H176V230H174ZM191 231V230H190ZM48 232V231H47ZM56 232V234H57V232H59V231H55ZM81 232V231H80ZM122 232V231H121ZM129 232H130V230H129ZM137 232V231H136ZM35 233V232H34ZM44 233V232H43ZM49 233V232H48ZM67 233V232H66ZM75 233H78V232H75ZM92 233H93V231H92ZM103 233H105V231H103ZM103 233H102V235H103ZM131 233V232H130ZM133 233V232H132ZM145 233V232H144ZM173 233H175V235H176V233L177 232H173ZM190 233V232H189ZM16 234V235H15ZM56 234H55V239H57L58 238V240H59V237L60 236H58V235H60V234H57V236L58 237H56ZM63 234H64V232H63ZM68 234H71V233H68ZM94 234V233H93ZM112 234V233H111ZM141 234V233H140ZM49 235V234H48ZM51 235H52V231H51ZM51 235H49V236H51ZM54 235V234H53ZM73 235V234H72ZM79 235H81V234H79ZM97 235H98V232H97ZM100 235V234H99ZM108 235V234H107ZM128 235L129 234H127L126 236L128 237ZM133 235V234H132ZM148 235V234H147ZM152 235V234H151ZM156 235V234H155ZM172 235V234H171ZM16 236V237H15ZM37 236V235H36ZM39 236H41V239L42 240H44L42 237L43 236H45V237H47V233H45L43 236L39 233ZM48 236V237H49ZM61 236H62V234H61ZM66 236V235H65ZM70 236V235H69ZM89 236V235H88ZM94 236H96V235H94ZM116 236V235H115ZM120 236H122V234L120 235ZM123 236H125V233H124V235ZM137 236V235H136ZM177 236H178V233H177ZM22 237H23V239H22ZM79 237V236H78ZM92 236H90L89 238H91ZM101 237V236H100ZM62 238H63V236H62ZM61 238V239H62ZM86 238V237H85ZM88 238V237H87ZM93 238V237H92ZM91 238V239H92ZM103 238V237H102ZM114 238V237H113ZM116 238V237H115ZM130 238V237H129ZM133 238H134V236H133ZM144 239H145V237H143ZM149 238V237H148ZM177 238V239H178ZM36 239V238H35ZM34 239V240H35ZM40 239V240H41ZM47 239V238H46ZM49 239V238H48ZM50 239H53L52 237H50ZM69 239V238H68ZM73 239V238H72ZM79 239V238H78ZM77 239V240H78ZM84 239V238H83ZM104 239H106V237L104 236ZM124 239H125V237H124ZM153 239V238H152ZM16 240L21 244V245H19L18 243H16ZM34 240H33V244H34ZM36 240H38V239H36ZM36 241V243L37 242H41V241ZM54 240V239H53ZM53 240H51V243H50V246H55L56 244H54V245H52V241ZM75 240V239H74ZM80 240H82V239H80ZM85 240V239H84ZM127 240H130L131 241V239H127ZM136 240V239H135ZM86 241H88V240H86ZM110 241V240H109ZM108 241V242H109ZM113 241V240H112ZM121 241V240H120ZM125 241H126V239H125ZM179 241H178V243H179ZM47 242V241H46ZM64 242V241H63ZM62 242V243H63ZM81 242V241H80ZM79 242V243H80ZM93 242H94V239H93ZM107 242V243H108ZM132 242V241H131ZM136 242V241H135ZM143 242V241H142ZM54 243V242H53ZM55 243H57V241H55ZM73 243V242H72ZM84 243H86L85 241H84ZM99 243V242H98ZM106 243V244H107ZM115 243V242H114ZM119 243H123V242H118V244ZM133 243V242H132ZM146 243V242H145ZM145 243H143V244H145ZM158 243V242H157ZM17 244H18V246H17ZM32 244V245H33ZM41 244H42V242H41ZM82 244V243H81ZM117 244V245H118ZM191 244V245H192ZM35 245V244H34ZM45 245V244H44ZM64 245V244H63ZM68 245V244H67ZM72 245V244H71ZM73 245H74V243H73ZM110 245V244H109ZM119 245H121V244H119ZM123 245V244H122ZM121 245V246H122ZM146 245V244H145ZM149 245V244H148ZM152 245V244H151ZM190 245V246H191ZM40 246V245H39ZM49 246V245H48ZM62 246V245H61ZM115 246V245H114ZM113 246V247H114ZM121 246H120V248H119V246H118V248L117 249H119V250H117L116 248H115V250H109V252H110V254H111V257H112V255L114 254V256L113 257H115V258H117L118 256H119V258L118 259H120V258H123V256H122V254L124 255V257L126 256L125 254L127 253H125V251H122V250H120L121 249ZM141 246V245H140ZM180 246V245H179ZM183 246H184V244H183ZM47 247V246H46ZM71 247V246H70ZM79 247V246H78ZM105 247V246H104ZM111 247V246H110ZM123 247V246H122ZM128 247V246H127ZM37 248H39V247H37ZM59 248V247H58ZM61 248V247H60ZM74 248V247H73ZM125 248V247H124ZM123 248V249H124ZM129 248V247H128ZM128 248H127V251L128 252H130L129 250H128ZM144 248H145V246H144ZM143 248V249H144ZM149 248H152L151 246L149 247ZM168 248V247H167ZM190 248V247H189ZM50 249H52V248H50ZM50 249H45V248H43V249H41V247H40V250H38V249H36L35 251H36V253H38V251H41L40 252V254L43 252V253H47V252H49V254H51L52 253V250L54 251V250H56V248L55 249H52V250H50ZM66 249V248H65ZM70 249V248H69ZM68 249V250H69ZM84 249V248H83ZM138 249V248H137ZM146 249V248H145ZM142 250L143 251V253L145 252L146 253V250ZM184 249V248H183ZM183 249H182V252H183ZM198 249H200V251L198 252ZM60 250V249H59ZM59 250H58V252H59ZM62 250V249H61ZM124 250H126V248L124 249ZM140 250H141V247H140ZM140 250H137L138 252L140 251ZM147 250H148V248H147ZM185 250V249H184ZM32 251V252H33ZM51 251V252H50ZM119 251H121L120 253H121V256L122 257H120V254H119ZM134 251H136V250H134ZM142 251H140V252H142ZM151 251V252H150ZM57 252V253H58ZM124 252V253H123ZM137 252V253H138ZM140 252H139V254H140ZM175 252V251H174ZM181 252V251H180ZM75 253H78V252H75ZM100 253V252H99ZM98 253V255H100V254H103V253H100L99 254ZM113 253V254H112ZM137 253H135V257H136V255H137ZM142 253V254H143ZM144 253V254H145ZM147 253H148V251H147ZM170 253V252H169ZM198 253H199V255L202 257V259H203V263H201V261L199 262V257L197 258V255H198ZM33 254L35 255V253L33 252ZM48 254V255H49ZM74 254V253H73ZM78 254H80V253H78ZM108 254V253H107ZM144 254H143V257H144ZM148 254H150V257L152 258H150L149 260L152 262V260H153V262H155L156 260H157V253H156V251H155V249H150L149 250V253ZM161 254V253H160ZM36 255H39V253L38 254H36ZM44 255V254H43ZM45 255H47V254H45ZM77 255V254H76ZM81 255V254H80ZM79 255V256H80ZM97 255V256H98ZM117 255V256H116ZM129 254L127 253V256H128ZM132 255H134V254H132ZM141 255V254H140ZM172 255V254H171ZM198 255V256H199ZM24 256V257H25ZM30 256H31V253H30ZM41 256V255H40ZM102 256V255H101ZM109 256V255H108ZM108 256H107V258H108ZM149 256V255H148ZM42 257V256H41ZM52 257V256H51ZM69 257H72V255L70 256L69 255ZM75 257V256H74ZM99 257V256H98ZM133 257V256H132ZM141 257H142V255H141ZM142 257V258H143ZM178 257H179V255H178ZM20 258V257H19ZM23 258V257H22ZM26 258H28V256L26 257ZM49 258V257H48ZM110 258V257H109ZM115 258H113V259H115ZM126 258V257H125ZM144 258H146V257H144ZM148 258V257H147ZM167 258V257H166ZM71 259V258H70ZM73 259V258H72ZM110 259H112V258H110ZM108 260L109 261V263L111 262V264H124V259H123V262H120L121 261V259L118 261V259H115V260H113L112 259V261L111 260ZM138 259H139V255H138ZM138 259L136 258V260L138 261ZM141 259V258H140ZM180 259V257L178 258V260ZM101 260V259H100ZM100 260H98V261H100ZM174 260V259H173ZM19 261V260H18ZM21 261V260H20ZM97 261V260H96ZM102 261V260H101ZM108 261H106V262H108ZM139 261H141V260H139ZM138 261V262H139ZM144 261L145 260H143V264H145L144 263ZM17 262V261H16ZM22 262V261H21ZM103 262V261H102ZM105 262V261H104ZM137 262V263H138ZM142 262V261H141ZM140 262V263H141ZM150 262V263H151ZM179 262V261H178ZM20 263V262H19ZM99 263H101V262H99ZM16 264H18V262L16 263ZM20 264H24L23 262L22 263H20ZM97 264H98V262H97ZM105 264V263H104ZM108 264V263H107ZM139 264V263H138ZM152 264V263H151Z\"/></svg>",
	"mask_w": 264,
	"mask_h": 264
},
{
	"label": "water",
	"instance_id": "3",
	"mask_svg": "<svg viewBox=\"0 0 264 264\" xmlns=\"http://www.w3.org/2000/svg\"><path fill=\"white\" fill-rule=\"evenodd\" d=\"M157 118H158V119H163V118H164V114H163V113H161V112H160V113H158V115H157Z\"/></svg>",
	"mask_w": 264,
	"mask_h": 264
}]
</instances>
